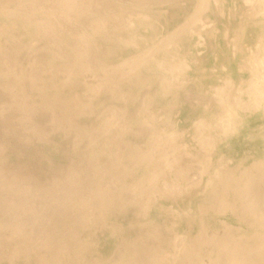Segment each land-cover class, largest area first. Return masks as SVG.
I'll use <instances>...</instances> for the list:
<instances>
[{"label":"rangeland","instance_id":"obj_1","mask_svg":"<svg viewBox=\"0 0 264 264\" xmlns=\"http://www.w3.org/2000/svg\"><path fill=\"white\" fill-rule=\"evenodd\" d=\"M9 1L10 2H8V0L7 1L4 0V1H2V3L0 1V3H1L0 4V8H3V10L0 9V11L1 10L5 11L4 8H5V6H7L6 4H8V7H7L8 9L6 8V10H9L12 6H15L14 3L20 2L22 4H30L29 7H27L28 5L25 6V5L20 4V10H18L19 8L17 9V12L19 14V18L16 19V21H14V23L15 22H16V24L18 23L20 28L17 27L16 30L14 29L15 33L12 30L13 34L11 35V37L14 36V34L15 35L16 34L19 35L21 32H22L21 34L23 35L27 29L35 28L36 27V21H35L36 19L37 20L38 19H40V20H46L47 19L46 21H48V24H51V25H52L54 20L56 22L57 21L56 19H59L57 22H60L62 25L56 23V24H58V26H57L56 24H54L55 23L54 22L53 25L49 28V29H51L50 31H42V34H41L42 36L39 35V37H44L42 39L39 38L40 41L42 40L41 41L42 43L41 42H38L39 44L35 43V46H32L33 48L30 47L31 46V43H30L31 41L27 40V41H24V43L22 42L23 43L22 45L19 44V47L16 45L18 48H16V46H15L14 48H12V49L9 48L6 51L0 50V168H1L0 169V201H1L0 202V214H1L0 215V221L3 218L2 219L3 222H0V230H1L0 236L7 235V237H8V239L5 238L6 236L4 237V239H2L3 237H1V239H0V240H2V241H0V243L2 242L0 244V247L3 246L2 248H0V264H36V263L37 264H41L42 261L45 262L44 264H56V263L62 261V258H63L64 261H66L68 256H69L68 260H71V261H67L66 263L64 261H62L60 263L61 264H64V263L65 264H67V263L68 264H72V262H73V264H82V263H84V264H88V263L89 264H121V262L125 261V262H123V264H125L126 261L127 262L129 261L130 262V263L128 262L129 264H131V262H133L132 264H137V263L141 264V261H140L141 258L138 260V256L141 255L142 253H143L141 255L142 258L145 255L147 257V255H150L149 253L152 254V253H155V252L157 253V251H161V250H158V248L159 247L161 248V246L163 247V250L166 249L167 251H169V250L172 249V244H173L172 242H174L176 237L178 238V236H180L181 234H184L185 232H188L191 236L198 237L202 233V231H205L204 230L205 223H207V224L216 223V222H218V219L220 221L221 219L223 220L224 218H226V217H224L221 214H216L215 215L214 214L215 213L214 210H215V208L218 207L216 205H219L221 203L220 201L222 200V198L225 197L226 195H228V193L230 192V188L233 189V187H230L229 184H227L225 186H222L221 188H209L208 190H206L203 185L196 186V187L195 186L194 187H190V188H192V189L194 188V189L192 190V189L189 188L190 190L188 189V191H186V193H184L185 195H183V193L182 194H178L179 197L177 196V194L174 195V196L173 195L171 196V194H169L168 195V199H164V198L163 199H159L161 197L158 196V198L156 200L154 199L158 203L155 202V201L153 202V200H152L153 198H151V200H149V201L145 199L147 196L150 197V193H152V190L155 189V187H156V189L162 190V191L163 190L164 191H168L170 189L171 190L174 189V190L181 191L176 186H174V185H176L173 182L174 178L173 179L171 178L172 180L168 181V182H166L168 179L166 180V178H165V179L162 180L163 182L161 181L159 183V185L154 184L155 182H153V181L147 183L148 185L144 184V182H143L144 178L148 177V176H146L147 175V169H146L147 165L146 164L150 163L151 160H152V158H150V157L147 158L146 155L143 156V153H144L145 150H146V153H147V151L149 150V147L153 144V143L150 144V142H149L150 140L147 139L148 137L150 139H151V137H153L151 139V142H153L152 140H154V142H155V133L152 134V132H151L152 129L150 127H148L149 129L147 130V127L145 125H143V124L141 125V124L138 123V121H140L142 117L147 115L146 113H145V115L143 114L145 112V110L143 111V108L141 106H142V102L144 100H147V99L153 97L152 94H154L155 91H157L159 89L158 85H160L162 83V80H163L164 77H163V73L155 71V67L156 66L154 64L151 65V66H148V67L142 66L139 69V71H136V69L134 67L135 64L131 65L132 69L129 70V71L128 70H123V71H118L117 72V71L113 70V67H115L117 64L121 63L124 60L130 59V58H133V57H137V56L138 57H142V55H144L149 48H154V47H156V45H159L161 43H162L161 45H163L164 40L166 42L168 40L169 43H166V46L164 47L163 50H157L155 52L156 54H155L154 58L157 60L156 62L161 63V61H164V62L167 61L171 65H174V66H177V64H184L185 68H187L188 65H189V67L187 69H185V71H184V75L186 76L185 79H186L187 83H185L183 85H177V86L175 85V86H173V88L170 89L171 90L170 91L171 94L174 92L172 95H173V97H175V99H169L170 102L168 101V106L165 108L164 112H169L170 111L169 113H166V115L170 116V114H172L173 120L175 122L178 121L179 125H181L180 126V128L182 129L181 131L186 133L185 136H184V140H189L191 135L187 132V130L191 131L192 130L191 127L194 126V124L196 123V120H198L203 115L207 114V109L206 108H208L209 110L212 109L213 111L216 110L217 108H215V107H217L216 104H217V100H218L217 98H219L218 95L219 96L222 95V94H220L221 91H222V93L223 92H225V93L227 92V88L224 87V85H225L224 82H225V76L227 74L228 68H231V67L235 66L234 67L235 69H236V67L239 69V66H241L242 63H243V59L245 58V60H244V62H245L246 59H248V57L250 56L249 53L251 51L255 50L254 52L255 53L257 52L259 46H257V47H255V46L257 45V43H258L257 41L258 40L257 39L255 40L252 37H253L254 33L257 30L258 31L260 30V27L264 28V19H263L264 18V13H263L264 10H262L263 8L260 6V4L255 2V0H252L251 2H247V0L246 1L245 0L244 1L243 0H236V1L233 0L234 4H233L232 0H209V1L208 0H195V1L194 0H162V1L161 0H148V4H144V1H146V0H133L134 1V2L132 1L133 3L131 2V0L130 1L129 0H124V1H122V0H113V1L116 2V5H117V7L115 9V6H116V5H114L115 3H113V1L110 0V2L112 1V3H111L112 9H113L111 11L112 14L110 13L109 10H107L108 8L106 10L105 9H93V10L89 11V13L88 12H86V13H76V12L69 13L67 11V8H65L66 12L69 13V14L65 13L66 17H65V15H63V18H62V16H59L61 18V20H60V18H58V17H55V19L50 17L48 10H44L43 8L41 9V7L38 6V5H41V3L38 4V0H24L26 3L23 0H9ZM34 1H37V3L34 2ZM156 1H158V3ZM140 2H142V4ZM159 2L162 3V4H159ZM185 2H186V4H185ZM203 2H205V3H203ZM228 2H229V4H227ZM117 3H119L120 5L117 4ZM123 3H126L127 8H122ZM149 4H151V5H149ZM193 4H194V6H192ZM222 4H223V6H222ZM1 5H2V7H1ZM207 5H209V7L210 6L211 7L208 8ZM238 5H239V7H238ZM36 6H37V8H35ZM119 6L122 8V10H120L121 8ZM124 6H125V4L123 5V7ZM32 7L34 8V11H33ZM234 7H235V10H234ZM26 8L27 9L29 8V9L26 10ZM207 8H208V10H207ZM231 8H232V10H231ZM260 8H262V9H260ZM125 9H126L127 13L124 12ZM170 9H172V10H170ZM252 9H254V10H252ZM100 10H102V11L99 12ZM114 10H115V12H114ZM117 10H118V14H117ZM168 10H170V11H168ZM190 10L191 11L193 10V12H190ZM248 10H250V11H248ZM93 11L95 13L97 12L96 15H95L96 19L94 18L95 16L93 14H95V13ZM106 11L109 14L108 16H110V15L113 16L114 14H115V16H118L119 15V11H120V16H118V19H116L115 16L113 18H111L110 23H109V28L108 29H104V30L101 29V30L97 31V33H94V35H95L94 36L93 33L91 34L92 29L90 28V26L98 18L102 17V12H103V16L106 15L107 14ZM128 11H130V12H128ZM19 12L20 13L22 12L23 14L21 15ZM255 12L257 13V15L255 14ZM27 13H29V14H27ZM90 13L93 15L92 17H91ZM222 13H223V15H222ZM259 13H262V15L259 14ZM77 14H78V16H77ZM98 14H99V16H98ZM128 14H130L132 16L137 15V14L148 15L149 16L148 18L150 19V23L152 22L151 26H150V23L147 22V18L141 17L140 19H138L141 23L136 24L133 29L132 28H129V29L123 28L125 26L126 22L131 17ZM67 15L68 16L71 15L70 18L73 17L72 20H74V21H72L70 18H68ZM124 15H125V18L123 17ZM201 15H203V16H201ZM194 16H195V19H194ZM74 17H75V19H74ZM80 17L83 18V19H81ZM126 17L128 18L127 20H126ZM0 18H2V16ZM50 18H51V20H50ZM78 18H80V19L78 20ZM122 18H124V19H122ZM205 18L206 19L208 18L212 22V24H214V25H211V22L208 21V19L206 20ZM214 18H215V20H214ZM251 18H252V20H251ZM255 18L256 19L258 18V19L256 20ZM119 19H120V22H119ZM176 19H178V21ZM203 19L205 21H203ZM25 20H27V21H25ZM62 20H63L64 23L62 22ZM115 20L116 21L118 20V23ZM179 20H182V21H179ZM183 20H185V21H183ZM49 21H50V23H49ZM51 21H52V23H51ZM202 21H203V24H206L207 26L204 25V27H203V25L201 23ZM12 22H13V20H12ZM87 22H88V24H87ZM206 22H210L211 27H210L209 23H206ZM79 23H81V24H79ZM179 23H181V24H179ZM249 23H251L252 25H250ZM54 25H55V27L57 26V28H55ZM59 25H61V26H59ZM65 25H69V29H68V26H66L68 31H66V29H64L65 31H63V29L60 28L62 26L65 27ZM71 25H72V27H70ZM79 25L80 26L84 25L82 30L80 29L82 27L79 28ZM162 25H164V26H162ZM184 26H185V28H183ZM224 26H225L226 29L224 28ZM162 27H164V29ZM53 28H54V30H53ZM88 28H89V30H88ZM235 28H236V30H234ZM247 28H249L251 32H249V29H247ZM76 29H78L79 31L76 32L75 31ZM227 29H228L229 32L227 31ZM230 29H232V31H235V32H232ZM55 30H56V33L52 34L53 32H55ZM105 30L106 31L109 30V31L106 32ZM162 30H163L164 33L161 32ZM59 31H63L65 33L62 32V34H61V32L59 33ZM84 31L88 32L87 34H89L90 36L89 35L87 36V34L81 36L80 33L83 34V33H85ZM110 31H112V32H110ZM16 32H18V33H16ZM46 32H47V34H46ZM99 32H101L103 34L102 35L100 34V36H99V34H98ZM135 32H139V34H137ZM202 32H203V35H201ZM224 32H225V34H224ZM58 33H59V35H58ZM69 33H71L73 35H71ZM166 33H168V34H166ZM216 33H217L218 36L216 35ZM65 34H66V36H65ZM67 34H69V35L67 36ZM116 34H118L122 38V42L123 43L124 42H126V43L123 44L119 40H114V39L111 40L112 39V37H111L112 35H115V37H117ZM211 34H214V35L212 36ZM245 34H246L247 37L245 36ZM105 35H106V37H105ZM128 35H130V36H128ZM224 35H227V36L225 37ZM237 35L238 36L240 35V36L238 37ZM135 36H138V37H135ZM89 37H90V39H89ZM184 37H185L186 41L183 40ZM199 37H201V38H199ZM202 37H204V39H202ZM212 37H213V39H212ZM231 37H232V39H231ZM1 38H2V36L0 35V39ZM97 38H98V41L95 40ZM129 38H131L133 40L134 44H132L129 41ZM207 38H209L208 41L212 40V41H210L211 43L207 41ZM43 39H44V41H43ZM194 39H195V41L197 40L196 43H195ZM236 39L238 40V42H237ZM247 39H249V40L247 41ZM3 40H4V38L1 39L0 41H3ZM48 40L56 41L57 45L60 42L61 43L60 46L61 47L64 46L69 52L74 51L76 49V48L74 49L75 46L78 49L79 46H81V45L83 46L86 43L84 45V48H86V52L88 53L90 51L89 53L94 54L92 56L93 59H91V60H96V59L99 60V61H104L105 60L104 62H107L109 64V68H111V69L108 72H111V71L112 72L111 73H106V74H108L110 77L108 75L104 74L105 72L103 73L101 71H96V70H93L89 75H88V73L83 74L81 77H78L77 79H73L72 77H69L68 75L66 76L64 71H63V73H61V71L65 67L64 65H66V63L63 62V60H65V59L62 58V59L58 60V58H56L55 62L59 61L60 63L56 62L57 64H55L53 58L52 57L50 58V56H52V54L55 57H57V56L54 55V53L52 51L47 50L44 47V44H46V41H48ZM77 40L79 41V43H78ZM94 40L96 41L95 43H97V45L93 44ZM107 40H109V41L107 42ZM254 40H255L256 43H254ZM80 41H81V43H80ZM99 41H100V43L98 44ZM111 41L112 42L114 41L117 44L115 45V43H112V45L110 47ZM145 41H147V42H145ZM151 41L152 42H157V43H152ZM201 41H203V42H201ZM68 42L71 43V44L73 42H75L74 43L75 46L74 45H72L73 47L69 46L70 44L68 45ZM135 42L137 43V45H135ZM226 42L229 43V44H227ZM230 42H231V44H230ZM1 43H0V45H1ZM87 43H88V45H87ZM237 43H239V44H237ZM36 44H37V46H36ZM101 44H102V46H101ZM103 44H105V46ZM119 44L121 45V47H123L122 49H124L125 47H128V48H125L124 50H122V49H120V47H119L120 45ZM39 45H43V47L39 46ZM67 45H68V47L70 49H68ZM147 45L149 46L148 48H147ZM169 45H171V47ZM233 45L235 47H233ZM240 45H241V48H240ZM132 46H134V47H132ZM187 46H189V47H187ZM230 46L233 47V48H231ZM246 46H248V47H246ZM101 47H104V48L101 49ZM129 47H130V49H129ZM229 47H230V49H229ZM30 48H32V50L35 48L36 51L34 50L35 52H32L31 50H29L30 51L29 52L28 49H30ZM113 48H114V50H113ZM235 48L237 49V52H236ZM248 48H249V51H246V49L248 50ZM104 49L106 50L107 53L105 52ZM115 49L117 50L118 54H117V52H114V51H116ZM211 49H212V51H211ZM225 49L227 51L229 50V52H228L229 54L227 53V51ZM238 49H239V51H238ZM38 50L41 53L40 52L37 53ZM94 50H95L96 53H93ZM99 50L101 52H99ZM145 50H146V52H145ZM234 50H235V52H234ZM1 51H2V53H1ZM84 51H85V49H84ZM109 51H111L113 53H111ZM127 51H129V52H127ZM9 52H10V55L8 56ZM102 52H104V53H102ZM131 52H133V53L131 54ZM231 52H233V54ZM27 53H29V54H27ZM30 53H31V55H30ZM33 53L36 56L35 58H37V60L39 59L38 63L34 62V64L36 63V64L41 66L42 63L43 64L45 63L44 62L45 60H46V63L44 65H48L47 62L49 63V65H50L51 62L52 63L54 62L53 63L54 64L53 65L54 69L53 68L52 69L55 70L54 72H56L57 74L54 75L53 71L51 69L49 70V68H51L52 66L51 67L49 66V68H45L44 69L43 64H42L43 67L41 66L43 69H42V71H40L39 68H38L40 66L37 67L36 64L35 65L33 64V59L36 61V59L33 58L34 57ZM201 53H203V54H201ZM225 53H226V55H225ZM240 53H242V54H240ZM2 54H5V55H2ZM26 54H27V56H26ZM103 54L106 57H104ZM102 55H103V57H102ZM115 55H117V56H115ZM180 55H181V58H179ZM216 55H219L220 57L216 56ZM227 55H229V56H227ZM31 56H33V57H31ZM235 56H237V57H235ZM42 57L43 58L46 57V58H44L45 60H42L43 59ZM126 57H128V58H126ZM221 57H223V58L221 59ZM27 58L29 60H27ZM49 58H50V61H49ZM118 58H119V60H118ZM116 59H117V61H116ZM216 59H218V61ZM230 59H232V60H230ZM61 61L64 64L62 63L63 65L60 67ZM223 61H224V63H223ZM30 62L33 65L30 64ZM65 62H66V60H65ZM237 62H238V65H237ZM115 63H117V64H115ZM226 63H229V64H226ZM164 64H166V63H164ZM218 65L220 67H218ZM35 67H37L36 69L39 70L41 73L39 71L35 70ZM30 68H32V69H30ZM209 68H212L211 70L213 71V69H214L215 71L212 72V71H210ZM34 70L36 71V73H33ZM57 70H59V71L57 72ZM206 70H207V72H206ZM202 71H204V72H202ZM119 72H120V74H119ZM127 72L128 73L129 72H132V73L136 72L135 73L136 75H135V77H134V74L129 76V77H127L128 80L127 79L126 80L123 79V80L119 81L118 79H122L123 77H125ZM244 72H240V74L238 75V80H243L247 76L248 77L245 80H248L250 78L249 73L246 72V71H244ZM102 73L105 75V77L108 76V78H111L109 83H108L109 85L106 84L104 88H102V89H100L98 91H94L91 88V86H93L94 84L98 83L102 78H105ZM195 73H196V76H197V78H196L197 81L195 79ZM140 74H142V75H140ZM198 74L200 75L199 76L200 78L198 77ZM213 74H214V76H213ZM148 75H151V76L149 77ZM120 76H122V77H120ZM190 76H192V77H190ZM208 76H209V78H208ZM243 76H244V78H243ZM117 77H119V78H117ZM130 77L133 78V79H130ZM139 77H141L140 80H139ZM220 78H222V79H220ZM37 79H38V81H37ZM68 79H70V81ZM91 79H92V81H91ZM51 80H52V82H51ZM113 81L114 82L116 81V83H114ZM90 82H92V83H90ZM93 82H95V83H93ZM110 82H112V83H110ZM32 83H34V84L32 85ZM89 84H91V85H89ZM192 84L194 86H192ZM199 84H201V85L203 84L204 86L202 85V87H201V85H199ZM207 84H209V86H207ZM67 85L70 86V88ZM198 85H199V87H197ZM41 86H45V87L43 88ZM55 86H57L58 89H56ZM83 86H84V88H83ZM118 86H119V88H118ZM186 86H187V88H186ZM53 87H54V89H52ZM76 87L79 89V91H78V89ZM88 87L90 89H88ZM55 89H56V91H55ZM104 89L106 90L105 93H104V91H102ZM174 89L175 90H179L181 92H179V94H178L177 93L178 91L175 92ZM186 89L188 90V92H187ZM214 89H218V91L217 90L215 91ZM53 90H54V92H53ZM71 90H73L74 93L71 92ZM190 91H192V93ZM55 92H57V93H55ZM117 92H118V94H117ZM63 93H64V95H62ZM129 93H130V95H127ZM27 96H29V97H27ZM100 96H101V98H100ZM142 96H143L144 99L142 98ZM96 97L98 99H96ZM159 97H161V96H159ZM159 97H156L155 100L159 99ZM99 98H100V101H99ZM106 98H109V99H106ZM145 98H147V99H145ZM184 98H187L189 100V102H188L187 99H184ZM202 98H204V100H202ZM139 99H141V100H139ZM205 99L206 100L208 99V100L206 101ZM61 100L66 102L68 106L64 102H61ZM133 101H134V103H133ZM140 101H142V102H140ZM195 101H198L199 103H197ZM187 102H188V104H187V109H186V104L185 103H187ZM60 103L61 104H65V105H59ZM96 103H98V105ZM137 103H138V105H137ZM189 103L191 105L190 108L188 106ZM202 103H203V106H205L206 108H204L201 105ZM95 104L97 105V107H96ZM105 104H107V105L105 106ZM114 104L116 106H114ZM175 104H177V105H175ZM139 105H140V107H139ZM199 105H201V106H199ZM211 106H213L214 108H212ZM83 107H87L88 108V109H85V110H87V112L84 110ZM137 107H139V108H137ZM154 107L156 109L160 108L158 106V104H153L147 110H150L151 108L155 109ZM175 108H176V112L174 111ZM55 109H58V110L54 111ZM72 109H74V111ZM178 109H179V112L177 111ZM188 109H189V111H190V109H192L191 112H189ZM193 109H196L197 111L195 110V112H194ZM112 110L113 111L117 110L116 112H118V110H119V113L121 111L122 115L121 114H119V115L117 114L118 116H116V118L111 123H107L104 120V118H106L111 112H113ZM122 110H123V112H122ZM171 110H173V111H171ZM82 112H84L83 115L85 114L86 116L84 115L81 118V116H82L81 113ZM171 112H173L174 114L171 113ZM188 112L190 113L189 116H188ZM192 112H194L195 114L192 113ZM196 112H197V115H196ZM141 114L144 115V116H142ZM194 116H195V121H193ZM130 117L133 119V121L131 120ZM135 117L136 118H140L141 117V118L137 120ZM187 117H189V118H187ZM262 117H264V113L263 112H254V114H251L250 117H249V120H248V125L245 127L246 128L245 132H249V134L250 133L252 134L253 130L256 127V124L254 125V123H257V121L262 119ZM161 118L164 121L163 120L160 121L158 123L159 125H157V127L155 126V128L158 129V130L161 129L160 127L164 128V127H167V125H168L167 124V121H168L167 117L163 116ZM71 119H72V121H71ZM181 119H183V120H181ZM185 119L188 120V121H185ZM100 120H102V121H100ZM70 121H71V123H70ZM117 121H118L117 124H118V127H119L120 130H118V129L116 130V128H117L116 122ZM134 121L137 122V123L135 124ZM184 121H185V123H184ZM189 121L190 122L192 121L191 125H189L190 124ZM45 122H46V124H45ZM86 123H87L88 126L86 125ZM96 123H97V125H96ZM104 123H107V124L105 125ZM102 124H104V127H101ZM120 124L121 125L123 124V126H121ZM129 124H130V126H129ZM162 124H163V126H162ZM185 124H187V126ZM188 125L190 127H188ZM95 126H98V127L95 128ZM111 126H112V129L115 128L114 131L110 130ZM182 126H185L186 130H185V128H182ZM248 126H250V127H248ZM86 127H88V128H86ZM136 127H138L139 129H135ZM101 128H103L104 130H101ZM126 128H127V130H126L127 132H123L122 130L125 131ZM141 128H143V130ZM105 129H107V130H105ZM134 129L137 130L136 133L138 135H136ZM76 130H78V131H76ZM90 130H91V132H90ZM145 130H147V131L145 132ZM140 131L141 132L144 131L143 132V136H141L142 133ZM153 131L156 132L155 129H153ZM100 132L102 134H104V135H102ZM111 132H113L114 134L111 133ZM108 133H111L109 135L110 136L112 135V136L111 137L108 136V138H105ZM118 133H119V136H118ZM122 133H125V135L122 134ZM130 133H131V135H130ZM146 133H148L149 135L152 134L153 136L152 135L151 136H147L148 134L146 135ZM46 134H48V135H46ZM120 134H121V136H120ZM139 134H140V136H139ZM145 135H146V137H145ZM85 136H86V138H85ZM97 136H100V138L98 139ZM115 136H117V137H115ZM122 136H123V138H122ZM132 136L134 138H136V140L133 139ZM103 137H104V140H103ZM110 138H113V139L111 141L109 140L110 141L109 142L107 139H110ZM114 140H115V142H114ZM146 140H149V141L144 142ZM133 141L135 143H133ZM137 143H139V145ZM143 143H144L145 147H146V145L149 146V147L148 148L146 147L147 148L146 149L145 147L142 146ZM225 144H226V142L221 143L218 146V150L215 151L211 155V158L212 157L216 158V159L220 158L219 154L221 155V150H222V148H224ZM136 145H138V146H136ZM113 146H114V148H116L118 150L112 149ZM139 147L140 148L143 147V151H142V148L140 149ZM127 148H128V150H127ZM130 148H132V149H130ZM119 149H121V150L119 151ZM112 150H113V152H112ZM134 150H135V152H134ZM107 151L109 153H107ZM115 151H117L118 154ZM124 151H125L126 154L124 153ZM201 151H202L201 149H198L197 152H199L201 154ZM110 152H112L113 155L110 154ZM138 152L141 153L142 155L141 154H137ZM114 154L117 155V158L115 157ZM118 155H120V156H118ZM234 157L237 158L238 156H236L234 154ZM146 158L148 160H150V161H148ZM112 159L119 161V163L121 161H123L124 162V163L122 162L123 164H126V163L127 164H126V166L124 165L125 168H123L122 163H121V166H120V164H115V163H118V162L116 161L114 163V161H112ZM131 159L133 160V162L131 161ZM135 159H137V160H135ZM141 161H142V163H141ZM143 162H144V164L146 166H143L144 165ZM111 163H114V164H111ZM133 163H135V164H133ZM155 163H157L155 165V167L156 166L157 167L156 168L153 167V168H155L156 171H157V169L158 170L159 169L162 170V167L164 165V164H162V160H160L158 162H154L153 165ZM234 163L236 164V162H234ZM128 164H131V165H128ZM112 165L113 166L115 165V167H113ZM141 165H142V167H141ZM160 165H161V168H160ZM232 165H233V163L231 164V166ZM150 167L152 168V165ZM150 167L148 166L147 168L149 169ZM115 168L119 169V173H117L118 172L117 171L116 173H114L115 174V176H114L113 173H109V172H110L111 169H113L112 171H114ZM132 168H133V170H132ZM187 168L188 169H186L185 172L177 173V176H181L182 179H184V177H186L189 180V184H192L193 182H195L199 178L198 173H197L198 170H199V167L193 161V166H192V164H190V166H188ZM106 169H109V170H107L108 173L106 172ZM129 169H131V171ZM155 169H151V170L155 171ZM102 171H104V172H102ZM127 171H128V174H130V175H131V173L133 174V172H134V175L128 176V178H127V176H125V175H128V174H125V173H127ZM252 173L257 175L260 172H258V171L256 172V170H255ZM70 174H72L73 177H71L72 175L69 176ZM78 174H79V178H78ZM121 174H124V175L121 176ZM207 174L204 175V178L208 177L209 174L211 175L210 172H209L208 176H207ZM93 175H94L95 178L92 177ZM95 175H97V177ZM98 175H100V176H98ZM106 175H108V176H106ZM117 175H119V176H117ZM160 176H163V174L160 173ZM66 177H68V178H66ZM103 177H104V179H103ZM72 178H73V180H72ZM90 178H92V179H90ZM119 178H121V179H119ZM118 179H119V181H118ZM89 180L92 183L95 180V184L96 183L97 184L96 185L92 184V183L89 182ZM141 180H142L143 183L141 182ZM133 181L135 183L134 185H133V183L131 184V182H133ZM261 181H263V182H261V183H259L257 185L258 190H256L254 192L256 194V195L254 194V196H258L259 194H261V192H264V184H263L264 183V174H263V176L261 178ZM75 182H77V186H79V185L80 186L77 187ZM83 182H85V183L89 182L90 184L89 183L84 184ZM138 182H140V184H138ZM60 183H62L63 187L61 186ZM78 183H79V185H78ZM98 185H100V188H101L100 190H101L102 194L99 193L100 190H97V188L99 187ZM130 185H133V186L137 185L138 186V190L136 188L137 186H135V188H136L135 189L134 187L130 188ZM96 186H98V187H96ZM128 186H129L128 189H131V192L126 188ZM226 186H229L230 188H228ZM64 187L65 188L67 187V189L71 188V190L65 191ZM72 187H73V189H72ZM80 187H83V188H81V190L77 189V188H80ZM102 188L104 190L107 189V191L103 190L104 191L103 192ZM124 188H126V192H128V193L125 192ZM261 188H262V191H261ZM88 189L91 191L90 193L92 195L89 193ZM91 189L93 191H96L95 192L96 194ZM132 189H135L136 192H133L134 190H132ZM213 189H218V191L217 190H213ZM63 190L65 192H68V194H71V195H68L69 197L66 196L65 198H63L65 196L64 192H62ZM75 190L78 192L77 195H76L77 192L74 193ZM109 191H111V193H109ZM189 191H191V192H189ZM84 192L88 193L87 196H90V198L93 196V193H94V196H95L94 198H96L95 200H97V203L96 202L93 203L91 200L94 201V198L92 197L91 200H90L89 197L84 195V194H86ZM105 192L107 193V196H105L106 195ZM115 192L117 194H115ZM187 192H189V193H187ZM225 192H226V195H225ZM108 193L111 195V196L109 195L110 197L108 196ZM120 193H122L123 195H121L119 197ZM101 195H103V196H101ZM182 195H183V197L181 198ZM42 196H43V198H42ZM47 196L52 201L51 200L46 201L47 200L46 198H48ZM170 196H171V198H169ZM176 196H177L178 201L176 199ZM44 197H46V198H44ZM58 197L60 198V200H61V197H62L63 201H65L63 206H65V204H67V205H71V203L74 204V205L72 204L73 206L71 205L72 206L71 207L72 213L70 212V207L68 206L69 209L67 208L68 210H66L67 211V212H65L66 214L64 213L66 215V217H65L64 214H62L64 216V219H62V220L60 219L61 214H60V216H58L59 220H61L63 222H65V220H67L66 219L67 216H68V219L71 220L70 217L73 216V214H76L74 212V210H77V212L80 210L79 208H76L77 205H76L75 201H78L77 204H79L81 202L85 206V208H84L83 205H82V207H83V209H82V207H80L81 203L78 205L82 209V210H80V212H82V213L80 214V212H79L75 216H73V218L74 219L77 218V220H74L72 218L73 221H71V222L69 221L70 223H68V226H70V227H67L69 230L66 228L67 224L66 225H61L60 224L61 225L60 227H59V225H56V223L57 224L61 223L59 220H57L58 218L56 219L57 215H59L58 213H60L62 211H65V210H62V208H60V210L56 209V208H59L58 207L59 205L57 206L56 203H55V206H54V204H52L53 202H55L56 198H57L56 200H59ZM80 197H82V199H80ZM106 197H107V199L110 198L112 201L109 200L106 203L105 202L107 200ZM163 197H167V196H163ZM40 198L42 199V201H43V199L44 200L46 199L45 200L46 204L44 203V205H43L41 203L42 202L41 200H40L41 202L38 201L39 203L38 202L35 203L36 200H38ZM66 198H68V199H66ZM77 198H79V199L77 200ZM74 199H76V200H74ZM120 199H123V200H120ZM128 199H129L130 203L127 202ZM134 199L137 202H135ZM198 199H199V201H198ZM206 199H208V200H206ZM71 200H74V202H71ZM179 200H180V203H179ZM49 201H50V203H49ZM82 201H84V202H82ZM88 201H90L92 203H89ZM123 201H124L125 204H123ZM56 202L59 204V202L62 203V200L59 201V202L58 201H56ZM67 202H71V203L68 204ZM141 202H143L142 203L143 205L142 204L141 205L142 206L146 205L148 207L149 211L147 210L146 206H144L143 209L142 208L140 209L139 206H141L140 205ZM37 204H39V205H37ZM89 204H91L92 206L91 205L87 206ZM93 204H95V206ZM98 204H101V205H98ZM104 204H106V206L108 205L107 206L108 209L105 207ZM198 204H200V206H198ZM51 205L54 207L53 210L60 211V212H56L57 215H55V213H54V215L56 217L54 215L50 216V214H49L52 211V210L50 211V209H52ZM103 205L105 207V210L103 209L104 208ZM119 205L122 206V208ZM60 206L62 207V204ZM99 206H102L103 208L101 207V210H100ZM114 206H115V208H114ZM125 206H127V207H125ZM128 206H132V207L129 210H127L129 208ZM212 206H214V207L212 208ZM43 207H44V209H43ZM89 207H93L94 210L93 209H88ZM166 207H168V208H166ZM177 207L180 208V209H178ZM41 208H42V210H41ZM65 208H66V206H65ZM109 208L110 209L113 208L114 210L118 209L117 212L121 211L120 212L121 214L118 213L120 216L117 214L116 211H114V213H113V211H112L113 209L110 210ZM119 208H121V210H119ZM15 209H17V210H15ZM63 209H64V207H63ZM106 209L110 210V212H107ZM123 209H125V212L127 210L128 214H125V212H122ZM172 209L173 210L175 209V212L177 211L178 213L176 214ZM83 210H85V212ZM142 210L143 211L147 210L148 213H147V211L143 213ZM185 210H187L188 212L185 211ZM36 211H37V213H36ZM100 211H101V214H100ZM103 211L107 212L106 213V216H108L107 219H106V216L102 218V216L105 215V213L104 214L102 213ZM68 212H70V213H68ZM136 212H137V214H140V218H138L139 216L137 217ZM95 213L96 214L98 213L99 217L97 216L98 214L96 215ZM141 213H143V214H141ZM180 213H183L184 216L182 214L179 216L178 214H180ZM22 214L24 215L23 219H22ZM44 214H45L46 217L48 215L50 216L49 219H51V221L48 219L49 216L47 217L48 220H46V218H45V220L47 222L48 221L50 222V223L48 222L49 223L48 224L49 227H48V225H45V224H47V222L44 220V217H43ZM46 214H48V215H46ZM69 214H71V215H69ZM113 214H115V215H113ZM147 214H148V216H147ZM167 214L169 216L171 214L172 215H171V217H169ZM175 214L178 215V216H174ZM51 215H52V213H51ZM77 215H79V217H76ZM82 215L84 217L88 218V219H84L83 220L82 218H84V217ZM135 215H136V219H135ZM63 216H61V217L63 218ZM80 216H81V218H80ZM91 216H93V218ZM114 216H115V220H114ZM53 217H54V219H52ZM94 217H96L98 220L94 219ZM165 217H166V219H165ZM202 217L203 218L205 217V219L202 220L201 219ZM78 218H79V220H78ZM20 219H22L24 221H22ZM90 219L92 220V222H91ZM169 219H170V222H168ZM211 219H213V220H211ZM36 220H38V222ZM53 220H54V222H55V220H57L59 222L56 221L54 223ZM42 221H44L45 224H44V222L42 223ZM88 221H90V223ZM103 221L106 223V229L107 230L105 229V227L103 225L104 224ZM115 221H117V222H115ZM128 221H130L131 225L130 224L127 225ZM202 221L205 222V223H202ZM52 222H53L54 226H56V227H54L52 225ZM76 222H78V224H81V226L79 225V227H81V228L83 227L82 230H81V228H78V226L71 227L72 226L71 223H74L75 225H78ZM142 222H143V224H141ZM144 222L146 224H144ZM186 222H189V223L186 225ZM27 223H30V224L28 225ZM101 223H103V224H101ZM136 223L137 224L139 223L141 225L140 226H139V224L136 225ZM147 223L148 224L152 223L150 225H152L153 227L148 225ZM20 224H23V225L20 226ZM26 224H27V226H25ZM42 224H44V226H42ZM183 224H184V226H183ZM16 225H19L21 227L20 228L21 236L19 234V226L17 227ZM91 225H93L95 228L91 227ZM102 225H103L104 228L102 227ZM118 225L120 227H118ZM143 225L144 226H148L150 228V230H149L148 227H145L146 228V232H145V229L144 230L143 229L140 230L141 226H143ZM8 226H10L11 228H13V226L15 228H18V229L14 228L15 229V230L13 229L14 231H12L11 228L10 229H11L12 233L18 234L19 237L16 236L15 234H14L15 237L10 236L9 235V234H11L10 230L7 231V229H9ZM38 226L42 227V228H46L47 231L45 229H44L45 231L42 230V228L40 229ZM63 226H65V228H66V229H64V231L63 230H59V229H55V228L63 229ZM107 226H109V227H107ZM113 226L115 228H113ZM126 226H127V228H126ZM128 226H130V228ZM52 227H54V228L52 229ZM50 229H52V232H51ZM54 229L56 231L55 233H53ZM83 229H84L85 233L83 232ZM97 229H98V231H97ZM117 229H119V230L121 229V230L119 231ZM58 230H59V232H57ZM67 230L69 231V233L67 232ZM86 230H87V232H86ZM17 231H18V233H16ZM36 231H38L37 233H39V231H42L41 232L42 234L41 233H39V234H41L43 236L40 235L41 238L39 236H37L36 235ZM70 231H71V234H70ZM91 231L92 232H96V234H93ZM106 231H108V232H106ZM111 231H112L113 235H110V234H112ZM125 231H127V233ZM148 231L150 233V236H148L149 235ZM46 232L48 233V235H47ZM65 232H67V233L65 234ZM156 232H157V234H155ZM74 233H77L78 235L80 233H82L83 236L80 234V236L78 237L77 241H76V239L73 240V238L70 239V237H72V236H74V237L78 236L77 234L75 236ZM86 233H87V235H85ZM152 233H153V235H151ZM25 234H27L28 236L25 235ZM34 234H35V236H37L36 237L37 240H35V241L36 242L38 241L39 244L36 243L33 239H32V241H30L31 240L30 236L32 235L31 237H33ZM89 234H90V236H93L94 238L97 237V238L93 239L92 237L89 236ZM146 234H148V235H146ZM11 235H13V234H11ZM59 235H60V237L58 238ZM67 235H68V237H67ZM106 235L109 236V237L107 238ZM44 236H46L48 240ZM48 236H49V238H48ZM65 236L67 237L66 239H69V240L66 241L65 240ZM115 236H118V237H115ZM153 236H154V238H153ZM174 236H176V237L173 240ZM25 237H27V238H25ZM54 237L56 238V240H54V242L56 244L53 243V240H51V239H54ZM142 237H144V238H142ZM149 237H150V240L153 241V243H152L153 245L150 244L151 243L150 240H149L150 243L147 242L148 241L147 238H149ZM165 237H167V239ZM169 237H171L173 241H170L171 238L169 239ZM24 238H25L26 241L24 240ZM91 238H92V242L94 240L93 245H95V241L98 239L96 241L98 244L96 243V245H95L97 247V249L95 248V246H94V248H91V247H93V245H91V243H90L91 242L90 241ZM133 238L135 240H133ZM140 238L143 239L144 241H142ZM21 239H23V241ZM62 239L64 241H61ZM81 239L84 240V242L86 244L89 243L91 246L89 247V244L85 246L84 243H82L83 241ZM157 239L160 240L161 242L158 241ZM162 239H164V240H162ZM42 240L43 241L45 240V241L41 243L40 241H42ZM33 241L35 242L34 245L31 244V246L29 247L28 243H30V242L33 243ZM48 241H49V243H48ZM68 241L71 242V243L69 242V244L71 245L69 247L73 248L74 251H72L73 249L66 247L67 244H68ZM124 241H126V242H124ZM129 241L132 242V243H130ZM134 241H135V243H134ZM139 241H140V243H139ZM8 242L11 244L10 246L7 244ZM21 242H23V243H21ZM45 242H47V243H45ZM127 242H129V243H127ZM143 242H145L146 244L149 243L152 247L151 246L147 247V245H145V248H147V249H144L143 252H142L141 249L144 248L142 246H144V244H145ZM163 242H165V243H163ZM52 243H53V246L55 244L54 247H51ZM58 243L60 245H57ZM61 243H64L65 245L63 246ZM123 243L124 244L126 243L125 246L123 245ZM36 244H38V246ZM41 244L43 246H41ZM44 244L46 245V247H44L45 246ZM79 244L80 245L83 244V245L82 246H78ZM114 244H115V246H114ZM121 245H123L124 247L121 246ZM127 245L128 246L131 245V246L128 247ZM137 245H140V247H139L140 249H138ZM40 246H41L40 249L44 248L45 250H43V249L42 250H40V249L38 250V248H35V247H40ZM56 246H58V247H56ZM166 246H167V248H165ZM16 247H18V248H16ZM47 247L49 248V250L46 249ZM61 247L62 248L64 247V249H62ZM83 247L84 248L86 247V248L84 249ZM87 247L89 249H87ZM149 247H150V249H149ZM154 247H155V249H154ZM31 248L34 251H31L32 250ZM79 248H80V250H82V251H80V254L78 253ZM128 248H130V250ZM152 248H153L154 251L155 250H157V251L154 252L152 250ZM35 249H36V253L37 254L35 253ZM51 249H52V251H50ZM94 249H95V252H94ZM126 249H127V252H126ZM131 250L133 252H131ZM137 250H138V252L140 254L138 252L137 253L134 252V251H137ZM53 251H54V253H53ZM151 251H153V252H151ZM87 252H90L93 255H91L90 253H87ZM144 252L145 253L149 252V253L145 254ZM199 252H196L195 254L191 253L192 256L190 255L191 257H188V260L185 261L186 264L187 263H189V264H193V263L195 264L196 263L197 264V262L199 261V257H205V254L203 255V253H199ZM20 253H23V254H20ZM68 253H69V255H68ZM127 253H129V254L127 255ZM162 253L164 254V252H162ZM45 254H46V256H45ZM47 254H50V256L51 255L52 256L50 257ZM53 254H54V256H53ZM64 254H67L66 258L64 257ZM75 254H77V255H75ZM83 254H85L84 257L86 259L83 258ZM87 254H90L89 258H88V256H86ZM123 254L127 255V257H126V255H124V257H126V260L122 256ZM36 255H37V257H36ZM70 255H73V256L71 257ZM130 255H133L134 259L136 257L137 258V259H135L136 261H134L133 257L130 256ZM58 256H60L61 258L59 257L60 258L59 259ZM94 256L96 258H94ZM131 257H132V261H131ZM150 257L148 256L146 258L147 260L149 259L148 260L149 262H150ZM38 258H39V262L40 263H38ZM57 258L60 261L56 262ZM90 258H91V261H92V258L95 259V260H93L92 263H91V261H89ZM120 258H122V260ZM40 260H42V261H40ZM108 260H110V261H108ZM144 260L145 259L143 258L142 264H146L147 261H144ZM143 261L145 263H143ZM134 262H137V263H134ZM149 262H148V264H150ZM60 263H58V264H60Z\"/></svg>","mask_w":264,"mask_h":264},{"label":"bare ground","instance_id":"obj_2","mask_svg":"<svg viewBox=\"0 0 264 264\" xmlns=\"http://www.w3.org/2000/svg\"><path fill=\"white\" fill-rule=\"evenodd\" d=\"M1 1V3H2V1H4V0H0ZM5 1H7V0H5ZM24 1V0H23ZM113 1V0H112ZM112 1L110 2V0H38V4H40L41 3V5H38V6H40L41 7V9L43 8L44 10H48L49 11V15H50V17H52L53 19H55V17H58V18H60L59 16H62V18H63V15H65V13L66 14H69V13H72V12H76V13H86V12H88L89 13V11H91V10H93V9H107V10H109L110 11V13H111V11L113 10L112 9V5H111V3H112ZM122 1H124V0H122ZM130 1V0H129ZM133 0H131V2H132ZM162 1V0H161ZM195 1V0H194ZM209 1V0H208ZM233 1V0H232ZM236 1V0H235ZM244 1V0H243ZM246 1V0H245ZM252 0H247V2H251ZM8 2H10L9 0H8ZM25 2V1H24ZM23 2V3H24ZM34 2H36L37 3V1H34ZM134 2V1H133ZM132 2V3H133ZM139 2V1H138ZM157 3H158V1H156ZM155 2V3H156ZM167 2V1H166ZM207 2V1H206ZM255 2H257V3H259L260 4V6L263 8H260V9H262V10H264V0H255ZM0 3V4H1ZM26 3V2H25ZM113 3H115L114 5H116V2L115 1H113ZM141 4H142V2H140ZM150 3V2H149ZM179 3V2H178ZM203 3H205V2H203ZM15 4V6H12L9 10H6V8L8 7V4H6L7 6H5V11H2L3 10V8H0V9H2L1 11H0V17L2 16V18H0V35L2 36V38L1 39H3L4 38V40L3 41H0V43H1V45H0V50H3V51H6V50H8L9 48H14L16 45L19 47V44H23L24 43V41H27V40H29V41H31L30 43H31V46L30 47H32V46H35V43H37V44H39L38 42H41L40 40H39V38H44V37H39V35H41L42 34V31H50L51 29H49L52 25H53V23L55 22V20L53 21V23H52V21H51V23H52V25L51 24H48V21H46V20H40V19H36L35 21H36V27L35 28H33V29H27L26 31H25V33L22 35L21 33L18 35V34H14V36H12L11 37V35L13 34L12 32L14 31V29L16 30L17 29V27H19V25H18V23L16 24V22L14 23V21H16V19H18L19 18V14H18V12H17V9L18 10H20V4H22V3H20V2H18V3H14ZM117 4H119V3H117ZM125 4V6H126V3H123V5ZM135 4V3H134ZM138 4V3H137ZM144 4H148V0H146V1H144ZM159 4H162V3H160L159 2ZM185 4H186V2H185ZM184 4V5H185ZM202 4V3H201ZM227 4H229V2L227 3ZM233 4H234V1H233ZM244 4V3H243ZM253 4V3H252ZM22 5H28L27 7H29L30 6V4H22ZM120 5V4H119ZM123 5H122V8H127V6L125 7H123ZM133 5V4H132ZM149 5H151V4H149ZM148 5V6H149ZM157 5V4H156ZM198 5V4H197ZM220 5V4H219ZM241 5V4H240ZM249 5V4H248ZM144 6V5H143ZM142 6V7H143ZM159 6V5H158ZM169 6V5H168ZM186 6V5H185ZM192 6H194V4L192 5ZM208 6V8H210L209 7V5H207ZM222 6H223V4H222ZM243 6V5H242ZM1 7H2V5H1ZM4 7V6H3ZM116 7H117V5L115 6V9H116ZM120 7V6H119ZM118 7V8H119ZM152 7V6H151ZM170 7V6H169ZM238 7H239V5H238ZM35 8H37V6L35 7ZM65 8H67V11L69 12V13H67L66 12V9ZM121 8V7H120ZM119 8V9H120ZM122 8L120 9V10H122ZM133 8V7H132ZM139 8V7H138ZM145 8V7H144ZM155 8V7H154ZM164 8V7H163ZM188 8V7H187ZM199 8V7H198ZM208 8H207V10H208ZM8 9V8H7ZM29 9V8H28ZM27 8H26V10H28ZM32 9H33V11H34V8L32 7ZM130 9V8H129ZM174 9V8H173ZM185 9V8H184ZM229 9V8H228ZM240 9V8H239ZM104 10V11H105ZM170 10H172V9H170ZM170 10H168V11H170ZM187 10V9H186ZM206 10V9H205ZM222 10V9H221ZM231 10H232V8H231ZM234 10H235V7H234ZM252 10H254V9H252ZM102 10H100L99 12H101ZM188 11V10H187ZM213 11V10H212ZM248 11H250V10H248ZM259 11V10H258ZM32 12V11H31ZM94 12V11H93ZM92 12V13H93ZM107 12V11H106ZM114 12H115V10H114ZM113 12V13H114ZM124 12H126V9H125V11ZM128 12H130V11H128ZM189 12V11H188ZM190 12H193V10L191 11L190 10ZM20 13V12H19ZM95 13V12H94ZM97 13V12H96ZM96 13L95 14H93L94 16L96 15ZM105 13V12H104ZM127 13V12H126ZM204 13V12H203ZM248 13V12H247ZM263 13H264V11H263ZM21 15L23 14L22 12L20 13ZM27 14H29V13H27ZM91 14V13H90ZM112 14V13H111ZM117 14H118V10H117ZM211 14V13H210ZM255 14L257 15V13L255 12ZM259 14H261L262 15V13H259ZM258 14V15H259ZM73 15V14H72ZM89 15V14H88ZM92 14H91V17L93 16ZM109 14H108V12H107V14L106 15H104L103 16V12H102V17H100V18H98L94 23H92V25L90 26V28L92 29V32H91V34L93 33V35H94V33H97V31H99V30H104V29H108L109 28V23H110V20H111V18H113L114 16H115V14L112 16V15H110V16H108ZM128 15H130V14H128ZM159 15V14H158ZM212 15V14H211ZM214 15V14H213ZM222 15H223V13H222ZM71 16V15H70ZM70 16H68L67 15V17L68 18H70ZM77 16H78V14H77ZM76 16V17H77ZM90 16V15H89ZM98 16H99V14H98ZM118 16H120V11H119V15ZM118 16H115L116 17V19H118ZM131 17H130V19L126 22V24H125V26L123 27V28H125V29H129V28H134V26L136 25V24H139V23H141L138 19H140L141 17H143V18H147V22H149L150 23V19L148 18L149 16L148 15H140V14H137V15H134V16H132V15H130ZM146 16V17H145ZM191 16V15H190ZM199 16V15H198ZM201 16H203V15H201ZM65 17H66V15H65ZM124 18H125V15L123 16ZM159 17V16H158ZM182 17V16H181ZM241 17V16H240ZM255 17V16H254ZM73 18V17H72ZM72 18H70L71 20H72ZM81 18V17H80ZM80 18H78V20L80 19ZM89 18V17H88ZM95 19H96V16L94 17ZM124 18H122V19H124ZM160 18V17H159ZM197 18V17H196ZM220 18V17H219ZM229 18V17H228ZM253 18V17H252ZM252 18H251V20H252ZM6 19V20H5ZM26 19V18H25ZM74 19H75V17H74ZM81 19H83V18H81ZM128 18L126 17V20H127ZM181 19V18H180ZM193 19V18H192ZM194 19H195V16H194ZM193 19V20H194ZM206 19V18H205ZM208 19V18H207ZM206 19V20H207ZM256 19V18H255ZM258 19V18H257ZM256 19V20H257ZM264 19V18H263ZM11 20V21H10ZM12 20H13V22H12ZM40 20V21H39ZM50 20H51V18H50ZM57 21L59 20V19H56ZM60 20H61V18H60ZM65 20V19H64ZM69 20V19H68ZM70 20V21H71ZM86 20V19H85ZM161 20V19H160ZM177 21H178V19H176ZM192 20V21H193ZM214 20H215V18H214ZM25 21H27V20H25ZM55 22L54 24H56V23H58V24H61L60 22ZM72 21H74V20H72ZM116 21V20H115ZM123 21V20H122ZM155 21V20H154ZM166 21V20H165ZM179 21H182V20H179ZM183 21H185V20H183ZM203 21H205L204 19H203ZM203 21L201 22L202 23V25H203V27H204V25H206V24H203ZM208 21H210L209 19H208ZM243 21V20H242ZM248 21V20H247ZM250 21V20H249ZM260 21V20H259ZM62 22H63V20H62ZM86 22V21H85ZM84 22V23H85ZM89 22V21H88ZM88 22H87V24H88ZM112 22V21H111ZM117 23H118V20L116 21ZM119 22H120V19H119ZM158 22V21H157ZM211 22V21H210ZM210 22H206V23H209V25H210ZM219 22V21H218ZM49 23H50V21H49ZM64 23V22H63ZM114 23V22H113ZM152 23V22H151ZM151 23H150V26H151ZM167 23V22H166ZM185 23V22H184ZM188 23V22H187ZM58 24H56L57 26H58ZM66 24V23H65ZM79 24H81V23H79ZM159 24V23H158ZM179 24H181V23H179ZM218 24V23H217ZM216 24V25H217ZM250 25H252L251 23H249ZM35 25V24H34ZM62 25V24H61ZM61 25H59V26H61ZM64 25V24H63ZM154 25V24H153ZM189 25V24H188ZM200 25V24H199ZM211 25H214V24H212V22H211ZM211 25H210V27H211ZM234 25V24H233ZM237 25V24H236ZM261 25V24H260ZM57 26L55 27V25H54V27L55 28H57ZM66 26H68V29H69V25H65V27L64 26H62V27H60L61 29H63V31H65L64 29H66V31H68V29H67V27ZM84 26V25H83ZM83 26H80L79 25V28L80 27H82V28H80L81 30L83 29ZM141 26V25H140ZM162 26H164V25H162ZM173 26V25H172ZM198 26V25H197ZM201 26V25H200ZM207 26V25H206ZM259 26V25H258ZM70 27H72V25L70 26ZM122 27V26H121ZM158 27V26H157ZM192 27V26H191ZM199 27V26H198ZM202 27V26H201ZM202 27V28H203ZM237 27V26H236ZM256 27V26H255ZM20 28V27H19ZM23 28V27H22ZM59 28V27H58ZM78 28V29H79ZM163 29H164V27H162ZM183 28H185V26L183 27ZM214 28V27H213ZM218 28V27H217ZM224 28H225V26H224ZM242 28V27H241ZM257 28V27H256ZM47 29V30H46ZM60 29V30H61ZM74 29V28H73ZM78 29H76L75 31L76 32H78L79 30ZM86 29V28H85ZM182 29V28H181ZM206 29V28H205ZM226 29V28H225ZM243 29V28H242ZM247 29H249V28H247ZM252 29V28H251ZM13 30V31H12ZM53 30H54V28H53ZM87 30V29H86ZM85 30V31H86ZM88 30H89V28H88ZM148 30V29H147ZM210 30V29H209ZM231 31H232V29H230ZM234 30H236V28L234 29ZM18 31V30H17ZM63 31H59V33L61 32V34H62V32ZM71 31V30H70ZM84 31V32H85ZM94 31V32H93ZM106 31V30H105ZM107 31H109V30H107ZM106 31V32H107ZM138 31V30H137ZM177 31V30H176ZM175 31V32H176ZM192 31V30H191ZM206 31V30H205ZM214 31V30H213ZM217 31V30H216ZM215 31V32H216ZM227 31H228V29H227ZM52 32V31H51ZM90 32V31H89ZM110 32H112V31H110ZM143 32V31H142ZM149 32V31H148ZM161 32H163V30L161 31ZM178 32V31H177ZM190 32V31H189ZM204 32V31H203ZM203 32H202V34L201 35H203ZM219 32V31H218ZM229 32V31H228ZM232 32H235V31H232ZM249 32H251L250 31V29H249ZM248 32V33H249ZM14 33H15V31H14ZM16 33H18V32H16ZM56 33V30H55V32H53L52 34H55ZM59 33H58V35H59ZM63 33H65V32H63ZM68 33V32H67ZM88 32H85V33H83V34H81L80 33V35L81 36H83V35H86ZM135 33H137V34H139V32H135ZM164 33V32H163ZM170 33V32H169ZM196 33V32H195ZM220 33V32H219ZM46 34H47V32H46ZM60 34V35H61ZM69 34H71V33H69ZM69 34H67V36L69 35ZM99 34V36H100V34L102 35L103 33H101V32H99L98 33ZM114 34V33H113ZM134 34V33H133ZM166 34H168V33H166ZM177 34V33H176ZM194 34V33H193ZM207 34V33H206ZM224 34H225V32H224ZM231 34V33H230ZM234 34V33H233ZM247 34V33H246ZM246 34H245V36H246ZM18 35V36H17ZM71 35H73V34H71ZM89 34H87V36H88ZM117 35V37H115V35H112L111 37H112V39L111 40H119L120 42H122V38L118 35V34H116ZM160 35V34H159ZM212 36L214 35V34H211ZM216 35H217V33H216ZM222 35V34H221ZM243 35V34H242ZM248 35V34H247ZM42 36V35H41ZM65 36H66V34H65ZM90 36V35H89ZM95 36V35H94ZM104 36V35H103ZM128 36H130V35H128ZM163 36V35H162ZM218 36V35H217ZM225 37L227 36V35H224ZM223 36V37H224ZM235 36V35H234ZM238 36V35H237ZM240 36V35H239ZM238 36V37H239ZM59 37V36H58ZM62 37V36H61ZM85 37V36H84ZM105 37H106V35H105ZM127 37V36H126ZM135 37H138V36H135ZM194 37V36H193ZM211 37V36H210ZM215 37V36H214ZM220 37V36H219ZM222 37V36H221ZM247 37V36H246ZM60 38V37H59ZM83 38V37H82ZM87 38V37H86ZM92 38V37H91ZM141 38V37H140ZM158 38V37H157ZM171 38V37H170ZM169 38V39H170ZM199 38H201V37H199ZM198 38V39H199ZM252 38H254L255 40L257 39L258 41V43H257V45L255 46V47H257V46H259L258 47V50H257V52L255 53L254 51L255 50H253V51H251L249 54H250V56L248 57V59H246V61L244 62V60H245V58L243 59V63H242V65L241 66H239V69L236 67V69L234 68V67H231V68H228V70H227V74H226V76H225V82H224V87L225 88H227V92L225 93V92H223L222 93V91H221V93L220 94H222L221 96H219L218 95V97L219 98H217L218 100H217V104H216V106L217 107H215V108H217L216 110H212V109H208V108H206L205 106H203V103L201 104L204 108H206L207 109V114H205V115H203L202 117H200L198 120H196V123L194 124V126L193 127H191L192 128V132L191 131H188L187 130V132L191 135L190 136V139L189 140H184V136H185V134L186 133H184V132H182L181 130V128H180V126L181 125H179V122L177 121V122H175L174 120H173V118H172V114H170V116H167L166 115V113H169V112H164V110H165V108L168 106V101H169V99H175V97H173V93L171 94L170 93V89L171 88H173V86H177V85H183V84H185V83H187V81H186V79H185V75H184V71H185V69H187L188 67H189V65H188V67L187 68H185L184 67V64H177V66H174V65H171L169 62H167V61H161V63H159V62H156L157 60L154 58V56H155V52L157 51V50H163L164 49V47L166 46V43H169V41L167 40V42L164 40V43H163V45H161V44H159V45H156V47H154V48H149L148 50H147V52H146V50H145V54L144 55H142V57H133V58H130V59H127V60H124V61H122L121 63H119V64H117V63H115V64H117L115 67H113V70L114 71H123V70H131L132 69V66L131 65H134L135 64V69H136V71H139V69L142 67V66H146V67H148V66H151V65H155L156 67H155V71L156 72H161V73H163V80H162V83L160 84V85H158L159 86V89L157 90V91H155V93L154 94H152V98H149V99H147V98H145V99H147V100H144L143 102L142 101H140V102H142V108H143V111L145 110V112L143 113L144 115H145V113L147 114L146 116H144V115H142V116H144V117H140L141 118V120L140 121H138V123L139 124H143V125H145L146 127H147V130L149 129L148 127H150L152 130H151V132H152V134L153 133H155V142H154V140H152L153 142H151V139L153 138V137H151V139L148 137L147 139H149V140H146V141H144V142H147V141H149L150 142V144L151 143H153L150 147L149 146H147L146 145V147L148 148L149 147V150L147 151V153H146V150L144 151V153H143V156H147V158L148 157H150V158H152V160H151V162L150 163H148V164H146L147 165V167L149 166H151L152 165V168L150 167L149 169L146 167V169H147V175L146 176H148L147 178H144V184H147V183H149V182H151V181H153V182H155L154 184H156V185H159V183L163 180V179H165L166 178V182H168V181H171L173 178H174V184H176V185H174V186H176L178 189H180L181 191H179V190H174V189H170V190H168V191H162V190H158V189H156V187H155V189H153L152 190V193H150V197L149 196H147L145 199L146 200H151V198H153L152 200H153V202L158 198V196L159 197H161V198H159V199H168V195L169 194H171V196L173 195H176L177 194V196H178V194H182L183 193V195H185L184 193H186V191H188V189L190 188V187H196V186H200V185H203L204 186V188L206 189V190H208L209 188H221L222 186H225V185H227V184H229V186L230 187H233V189L232 188H230L229 186H226V187H228V188H230V192L228 193V195H226V192H225V197H223L222 198V200L220 201L221 203L219 204V205H216V206H218L217 208H215V210H214V214L216 215V214H221V215H223L224 217H226V218H224L222 221L220 220L219 221V219H218V222H216V223H210V224H207V223H205V222H203L202 221V223H205V228H204V230L205 231H202V233L198 236V237H193V236H191L188 232H185L184 234H179L180 236H178V238L176 237V236H174L173 237V240H174V238L176 237V239H175V241L174 242H172L173 244H172V249L171 250H169V251H167L165 248H167V246L164 248L165 250H163V247L161 246V248L159 247L158 248V250H161V251H157V250H155V251H157V253L153 250V248H152V250L155 252V253H149L150 255H147V257L149 256H151L150 257V262L146 259L147 257H146V255L145 256H143V258L145 259L144 261H147L146 262V264H148V262L150 263V264H186V262L185 261H187L188 260V257H191L192 255H191V253H196V252H199V253H203V255L205 254V257H199V261L197 262V264H264V192H261V194H257L258 196H254V192L256 191V190H258V187H257V185L259 184V183H261V182H263V181H261V178H262V176H263V174H264V117H262V119H260V120H258L257 121V123H254V125L256 124V127H255V129L253 130V133L251 134H249V132H245V130H246V126L248 125V120H249V117H250V115L251 114H254V112H263L264 113V28H262V27H260V30L258 31H256L255 33H254V35H253V37ZM0 39V40H1ZM56 39V38H55ZM61 39V38H60ZM66 39V38H65ZM84 39V38H83ZM89 39H90V37H89ZM93 39V38H92ZM161 39V38H160ZM193 39V38H192ZM197 39V38H196ZM202 39H204V37H202ZM201 39V40H202ZM208 39L209 38H207V41H208ZM212 39H213V37H212ZM218 39V38H217ZM221 39V38H220ZM231 39H232V37H231ZM234 39V38H233ZM243 39V38H242ZM39 40V41H38ZM68 40V39H67ZM79 40V39H78ZM77 40V41H78ZM95 40H97L98 41V38L97 39H95ZM94 40V43L93 44H96L97 45V43H95L96 41ZM100 40V39H99ZM135 40V39H134ZM138 40V39H137ZM150 40V39H149ZM159 40V39H158ZM157 40V41H158ZM163 40V39H162ZM183 40L184 41H186V39H185V37L183 38ZM182 40V41H183ZM237 40V39H236ZM241 40V39H240ZM244 40V39H243ZM249 39H247V41H248ZM255 40H254V43H256L255 42ZM43 41H44V39H43ZM109 40H107V42H108ZM129 41L132 43V44H134V42H133V40L131 39V38H129ZM140 41V40H139ZM155 41V40H154ZM194 41H195V39H194ZM193 41V42H194ZM200 41V40H199ZM204 41V40H203ZM203 41H201V42H203ZM210 41H212V40H210ZM210 41H208V42H210ZM214 41V40H213ZM23 42V43H22ZM91 42V41H90ZM145 42H147V41H145ZM152 42V41H151ZM159 42V41H158ZM162 42V41H161ZM197 42V40L195 41V43ZM237 42H238V40H237ZM42 43V42H41ZM45 43V42H44ZM74 43L75 42H73L72 44L71 43H69L68 42V45L69 46H72V45H74ZM78 43H79V41H78ZM80 43H81V41H80ZM100 43V41L98 42V44ZM112 43H115L114 41L112 42L111 41V43H110V47H111V45H112ZM123 43V42H122ZM121 43V44H122ZM126 42H124L123 44H125ZM129 43V42H128ZM140 43V42H139ZM152 43H157V42H152ZM211 43V42H210ZM223 43V42H222ZM227 43V42H226ZM248 43V42H247ZM252 43V42H251ZM37 44H36V46H37ZM67 44V43H66ZM86 44V43H85ZM84 44V45H85ZM117 43H115V45H116ZM219 44V43H218ZM227 44H229V43H227ZM230 44H231V42H230ZM237 44H239V43H237ZM20 45V46H21ZM25 45V44H24ZM59 46L61 45V43L59 42V44H58ZM57 44H56V41H54V40H48V41H46V44H44V47L47 49V50H50V51H52L53 53H54V55H56L57 57H55V56H53V54H52V56H50V58L52 57L53 58V60H54V62H55V60H56V58H58V60L59 59H65L66 60V62H65V60H63V62L64 63H66V65H64L65 67L63 68V70L61 71V73H63V71L65 72V75L67 76H69V77H72L73 79H77L78 77H81L83 74H86V73H88V75L93 71V70H96V71H101V72H105L104 74H106V73H111V72H108V71H110V69L111 68H109V64L107 63V62H104V61H99V60H91V59H93L92 58V56L94 55V54H92V53H87L86 52V48H84V45L81 47V46H79V48L77 49V47L75 46L74 47V49L76 50H74V51H71V52H69L64 46H58ZM68 45H67V47H68ZM87 45H88V43H87ZM104 46H105V44H103ZM120 45V44H119ZM127 45V44H126ZM135 45H137V43L135 42ZM149 45V44H148ZM147 45V48L149 47ZM154 45V44H153ZM161 45V46H160ZM172 45V44H171ZM171 45H169L170 47H171ZM189 45V44H188ZM224 45V44H223ZM245 45V44H244ZM243 45V46H244ZM16 46V48H18ZM39 46H42L43 47V45H39ZM101 46H102V44H101ZM129 46V45H128ZM152 46V45H151ZM182 46V45H181ZM191 46V45H190ZM200 46V45H199ZM41 47V48H42ZM73 47V46H72ZM98 47V46H97ZM120 47V49H122L123 47H121V45L119 46ZM132 47H134V46H132ZM179 47V46H178ZM187 47H189V46H187ZM196 47V46H195ZM231 47V46H230ZM230 47H229V49H230ZM233 47H235L234 45H233ZM233 47H231V48H233ZM246 47H248V46H246ZM28 48V47H27ZM26 48V49H27ZM33 48V47H32ZM32 48H30V49H28V51L29 50H31L32 52H35L36 50H35V48L32 50ZM38 48V47H37ZM91 48V47H90ZM102 48H104V47H101V49ZM108 48V47H107ZM115 48V47H114ZM114 48H113V50H114ZM117 48V47H116ZM125 48H128V47H125ZM124 48V49H125ZM180 48V47H179ZM212 48V47H211ZM214 48V47H213ZM237 48V47H236ZM235 48V49H236ZM240 48H241V45H240ZM44 49V48H43ZM42 49V50H43ZM68 49H70L69 47H68ZM84 49H85V51H84ZM124 49H122V50H124ZM129 49H130V47H129ZM146 49V48H145ZM188 49V48H187ZM186 49V50H187ZM35 50V51H34ZM105 50V49H104ZM109 50V49H108ZM112 50V51H113ZM116 50V49H115ZM135 50V49H134ZM224 50V49H223ZM226 50V49H225ZM22 51V50H21ZM27 51V52H28ZM131 51V50H130ZM143 51V50H142ZM197 51V50H196ZM211 51H212V49H211ZM227 51V50H226ZM232 51V50H231ZM238 51H239V49H238ZM246 51H249V48H248V50L246 49ZM25 52V51H24ZM30 52V51H29ZM40 51L38 50V52L37 53H39ZM92 52V51H91ZM99 52H101L100 50H99ZM105 52H106V50H105ZM109 52H111V51H109ZM114 52H117V50L116 51H114ZM127 52H129V51H127ZM144 52V51H143ZM172 52V51H171ZM190 52V51H189ZM192 52V51H191ZM219 52V51H218ZM222 52V51H221ZM229 52V50L227 51V53ZM234 52H235V50H234ZM236 52H237V49H236ZM1 53H2V51H1ZM5 53V52H4ZM13 53V52H12ZM21 53V52H20ZM36 53V54H37ZM41 53V52H40ZM93 53H96L95 52V50L93 51ZM102 53H104V52H102ZM107 53V52H106ZM111 53H113V52H111ZM133 52H131V54H132ZM161 53V52H160ZM164 53V52H163ZM186 53V52H185ZM213 53V52H212ZM220 53V52H219ZM232 54H233V52H231ZM8 54V53H7ZM27 54H29V53H27ZM27 54H26V56H27ZM34 54V53H33ZM100 54V53H99ZM98 54V55H99ZM116 54V53H115ZM117 54H118V52H117ZM130 54V55H131ZM187 54V53H186ZM201 54H203V53H201ZM214 54V53H213ZM216 54V53H215ZM229 54V53H228ZM240 54H242V53H240ZM245 54V53H244ZM2 55H5V54H2ZM10 55V52H9V54H8V56ZM30 55H31V53H30ZM43 55V54H42ZM50 55V54H49ZM97 55V54H96ZM104 55V54H103ZM103 55H102V57H103ZM108 55V54H107ZM114 55V54H113ZM136 55V54H135ZM141 55V54H140ZM200 55V54H199ZM205 55V54H204ZM203 55V56H204ZM224 55V54H223ZM222 55V56H223ZM225 55H226V53H225ZM235 55V54H234ZM233 55V56H234ZM24 56V55H23ZM25 56V57H26ZM34 56V57H33ZM33 56H31V57H33V58H35L36 56H35V54L33 55ZM39 56V55H38ZM37 56V57H38ZM115 56H117V55H115ZM169 56V55H168ZM188 56V55H187ZM216 56H219V55H216ZM227 56H229V55H227ZM30 57V56H29ZM28 57V58H29ZM48 57V56H47ZM101 57V58H102ZM104 57H106L105 55H104ZM112 57V56H111ZM176 57V56H175ZM212 57V56H211ZM220 57V56H219ZM232 57V56H231ZM235 57H237V56H235ZM244 57V56H243ZM27 58V60H29ZM43 58V57H42ZM44 58H46V57H44ZM42 59V60H45V59ZM50 58H49V61H50ZM100 58V59H101ZM126 58H128V57H126ZM179 58H181V55H180V57ZM206 58V57H205ZM223 57H221V59H222ZM234 58V57H233ZM232 58V59H233ZM31 59V58H30ZM36 59V61L33 59V64H34V62H36V63H38V60H37V58H35ZM123 59V58H122ZM188 59V58H187ZM219 59V58H218ZM218 59H216L217 61H218ZM232 59H230V60H232ZM17 60V59H16ZM118 60H119V58H118ZM52 61V60H51ZM116 61H117V59H116ZM185 61V60H184ZM41 62V61H40ZM45 63H46V60L44 61ZM53 62V63H54ZM57 63L59 62V61H56ZM55 62V64H57ZM62 61H61V65H60V67L64 64ZM207 62V61H206ZM216 62V61H215ZM222 62V61H221ZM230 62V61H229ZM233 62V61H232ZM242 62V61H241ZM35 63V64H36ZM44 63V64H45ZM52 62L50 63V65H49V63L47 62V64L48 65H44L43 63V66H44V69L45 68H49V66L51 67V68H49V70L51 69L52 71H53V73H54V75L55 74H57L56 72H54L55 70H53L54 68V64H53ZM60 63V62H59ZM63 63V64H62ZM164 63H166V64H164ZM173 63V62H172ZM182 63V62H181ZM185 63V62H184ZM208 63V62H207ZM223 63H224V61H223ZM236 63V62H235ZM30 64H32L31 62H30ZM32 64V65H33ZM34 64V65H35ZM41 64V63H40ZM42 64H41V66H42ZM112 64V63H111ZM214 64V63H213ZM212 64V65H213ZM226 64H229V63H226ZM18 65V64H17ZM37 65V67L38 66H40V65H38V64H36ZM206 65V64H205ZM231 65V64H230ZM237 65H238V62H237ZM38 67L39 68V70L40 71H42V67ZM232 66V65H231ZM5 67V66H4ZM31 67V66H30ZM37 67H35V70H37L36 68ZM205 67V66H204ZM214 67V66H213ZM218 67H220L219 65H218ZM241 67V68H240ZM34 68V67H33ZM53 68V69H52ZM194 68V67H193ZM30 69H32V68H30ZM150 69V68H149ZM204 69V68H203ZM210 69V71H212L211 69L212 68H209ZM224 69V68H223ZM34 70V72L33 73H36V71ZM39 70H37V71H39ZM31 71V70H30ZM33 71V70H32ZM39 71V72H40ZM48 71V70H47ZM59 70H57V72H58ZM113 71V72H114ZM205 71V70H204ZM204 71H202V72H204ZM209 71V72H210ZM213 71H215L214 69H213ZM212 71V72H213ZM244 71H246V72H248L249 73V75H250V78L248 79V80H245V79H243V80H238V75L240 74V72H244ZM44 72V71H43ZM51 72V71H50ZM142 72V71H141ZM144 72V71H143ZM206 72H207V70H206ZM220 72V71H219ZM27 73V72H26ZM31 73V72H30ZM41 73V72H40ZM46 73V72H45ZM102 73V74H103ZM136 72H134V73H132V72H127V74L125 75V77H123L122 79H118L119 81L120 80H123V79H127L128 80V78L127 77H129V76H131V75H133L134 74V77H135V74ZM147 73V72H146ZM149 73V72H148ZM152 73V72H151ZM150 73V74H151ZM245 73V72H244ZM25 74V73H24ZM23 74V75H24ZM39 74V73H38ZM103 74V75H104ZM116 74V73H115ZM119 74H120V72H119ZM156 74V73H155ZM158 74V73H157ZM193 74V73H192ZM35 75V74H34ZM53 75V76H54ZM106 75H108V74H106ZM140 75H142V74H140ZM247 75V74H246ZM109 76V75H108ZM108 76L107 77H105V75H104V77L105 78H102L98 83H96V84H94L93 86H91V88L94 90V91H98V90H100V89H102V88H104L105 87V85L106 84H108L109 83V81H110V79L111 78H108ZM149 77L151 76V75H148ZM200 75L198 74V77H199ZM204 76V75H203ZM207 76V75H206ZM213 76H214V74H213ZM216 76V75H215ZM222 76V75H221ZM224 76V75H223ZM13 77V76H12ZM32 77V76H31ZM68 77V78H69ZM110 77V76H109ZM114 77V76H113ZM120 77H122V76H120ZM160 77V76H159ZM190 77H192V76H190ZM220 77V76H219ZM117 78H119V77H117ZM140 78L141 77H139V80H140ZM197 78V76H196V73H195V79ZM200 78V77H199ZM208 78H209V76H208ZM211 78V77H210ZM217 78V77H216ZM215 78V79H216ZM243 78H244V76H243ZM4 79V78H3ZM54 79V78H53ZM130 79H133V78H131L130 77ZM161 79V78H160ZM203 79V78H202ZM220 79H222V78H220ZM44 80V79H43ZM55 80V79H54ZM65 80V79H64ZM69 81H70V79H68ZM79 80V79H78ZM37 81H38V79H37ZM50 81V80H49ZM90 81V80H89ZM91 81H92V79H91ZM196 81H197V79H196ZM219 81V80H218ZM40 82V81H39ZM38 82V83H39ZM51 82H52V80H51ZM72 82V81H71ZM114 82V81H113ZM118 82V81H117ZM133 82V81H132ZM189 82V81H188ZM37 83V82H36ZM44 83V82H43ZM61 83V82H60ZM69 83V82H68ZM90 83H92V82H90ZM93 83H95V82H93ZM110 83H112V82H110ZM114 83H116V81L114 82ZM122 83V82H121ZM127 83V82H126ZM138 83V82H137ZM192 83V82H191ZM202 83V82H201ZM219 83V82H218ZM223 83V82H222ZM34 83H32V85H33ZM139 84V83H138ZM158 84V83H157ZM194 84V83H193ZM192 84V86H194ZM31 85V84H30ZM31 85V86H32ZM38 85V84H37ZM51 85V84H50ZM71 85V84H70ZM89 85H91V84H89ZM88 85V86H89ZM109 85V84H108ZM107 85V86H108ZM133 85V84H132ZM135 85V84H134ZM190 85V84H189ZM188 85V86H189ZM197 85V84H196ZM195 85V86H196ZM199 85H201V84H199ZM199 85L197 86V87H199ZM203 85V84H202ZM202 85H201V87H202ZM206 85V84H205ZM211 85V84H210ZM216 85V84H215ZM35 86V85H34ZM68 86V85H67ZM85 86V85H84ZM84 86H83V88H84ZM204 86V85H203ZM207 86H209V84H207ZM41 87H45V86H41ZM56 87V89H58V87L57 86H55ZM69 88H70V86H68ZM135 87V86H134ZM223 87V88H224ZM42 88V89H43ZM74 88V87H73ZM77 88V87H76ZM118 88H119V86H118ZM132 88V87H131ZM180 88V87H179ZM186 88H187V86H186ZM52 89H54V87L52 88ZM56 89H55V91H56ZM78 89V88H77ZM88 89H90L89 87H88ZM117 89V88H116ZM123 89V88H122ZM139 89V88H138ZM194 89V88H193ZM207 89V88H206ZM76 90V89H75ZM110 90V89H109ZM147 90V89H146ZM149 90V89H148ZM175 90V89H174ZM187 90V89H186ZM208 90V89H207ZM215 91L217 90L218 91V89H214ZM225 90V89H224ZM70 91V90H69ZM77 91V90H76ZM78 91H79V89H78ZM77 91V92H78ZM102 91H104V93H105V89L104 90H102ZM120 91V90H119ZM176 91H178L177 93L179 94V92H181V91H179V90H175V92ZM198 91V90H197ZM210 91V90H209ZM49 92V91H48ZM51 92V91H50ZM53 92H54V90H53ZM61 92V91H60ZM71 92H73L74 93V91L73 90H71ZM121 92V91H120ZM143 92V91H142ZM187 92H188V90H187ZM191 93H192V91H190ZM220 92V91H219ZM55 93H57V92H55ZM81 93V92H80ZM92 93V92H91ZM99 93V92H98ZM102 93V92H101ZM131 93V92H130ZM130 93L129 94H127V95H130ZM184 93V92H183ZM186 93V92H185ZM60 94V93H59ZM79 94V93H78ZM77 94V95H78ZM117 94H118V92H117ZM116 94V95H117ZM121 94V93H120ZM123 94V93H122ZM134 94V93H133ZM141 94V93H140ZM139 94V95H140ZM55 95V94H54ZM58 95V94H57ZM62 95H64V93L62 94ZM84 95V94H83ZM102 95V94H101ZM132 95V94H131ZM148 95V94H147ZM176 95V94H175ZM206 95V94H205ZM18 96V95H17ZM76 96V95H75ZM74 96V97H75ZM87 96V95H86ZM119 96V95H118ZM146 96V95H145ZM144 96V97H145ZM159 96H161V97H159ZM27 97H29V96H27ZM32 97V96H31ZM34 97V96H33ZM77 97V96H76ZM85 97V96H84ZM120 97V96H119ZM124 97V96H123ZM132 97V96H131ZM141 97V96H140ZM147 97V96H146ZM156 97H159V99H157V100H155V98ZM194 97V96H193ZM100 98H101V96H100ZM100 98H99V101H100ZM110 98V97H109ZM109 98H106V99H109ZM112 98V97H111ZM142 98H143V96H142ZM141 98V99H142ZM200 98V97H199ZM96 99H98L97 97H96ZM141 99H139V100H141ZM144 99V98H143ZM184 99H187V98H184ZM125 100V99H124ZM188 100V99H187ZM186 100V101H187ZM202 100H204V98H202ZM206 100V99H205ZM208 100V99H207ZM206 100V101H207ZM178 101V100H177ZM192 101V100H191ZM42 102V101H41ZM61 102H64V101H62L61 100ZM170 102V101H169ZM188 102H189V100H188ZM188 102L187 103H185L186 104V109H187V104H188ZM195 102H197V103H199L198 101H195ZM39 103V102H38ZM66 105H67V103L66 102H64ZM99 103V102H98ZM98 103H96L97 105H98ZM133 103H134V101H133ZM177 103V102H176ZM65 104H59V105H65ZM95 104V105H96ZM100 104V103H99ZM129 104V103H128ZM127 104V105H128ZM141 104V103H140ZM153 104H158V106L160 107L159 109H156L155 107V109H153V108H151L150 110H147L148 108H150ZM192 104V103H191ZM195 104V103H194ZM210 104V103H209ZM87 105V104H86ZM97 105H96V107H97ZM107 104H105V106H106ZM113 105V104H112ZM137 105H138V103H137ZM136 105V106H137ZM175 105H177V104H175ZM201 105H199V106H201ZM68 106V105H67ZM88 106V105H87ZM114 106H116L115 104H114ZM120 106V105H119ZM189 108H190V103H189ZM118 107V106H117ZM139 107H140V105H139ZM139 107H137V108H139ZM171 107V106H170ZM174 107V106H173ZM172 107V108H173ZM198 107V106H197ZM196 107V108H197ZM212 108H214L213 106H211ZM51 108V107H50ZM84 108V110L85 109H88L87 107H83ZM93 108V107H92ZM95 108V107H94ZM119 108V107H118ZM125 108V107H124ZM129 108V107H128ZM185 108V107H184ZM201 108V107H200ZM66 109V108H65ZM64 109V110H65ZM70 109V108H69ZM120 109V108H119ZM203 109V108H202ZM51 110V109H50ZM53 110V109H52ZM56 110H58V109H55L54 111H56ZM73 111H74V109H72ZM76 110V109H75ZM83 110V111H84ZM121 110V109H120ZM191 110L192 109H190V111H189V109H188V111L189 112H191ZM195 110L196 109H193V111L195 112ZM69 111V110H68ZM82 111V110H81ZM86 112H87V110H85ZM113 111V110H112ZM117 111V110H116ZM116 111H113V112H109L110 114L106 117V118H104V120L107 122V123H111L115 118H116V116H118L119 114H121V111H120V113H119V110H118V112H116ZM128 111V110H127ZM141 111V110H140ZM171 111H173V110H171ZM174 111L176 112V108L174 109ZM178 112H179V109L177 110ZM197 111V110H196ZM78 112V111H77ZM103 112V111H102ZM107 112V111H106ZM122 112H123V110H122ZM188 112V116H189V113ZM194 112H192V113H194ZM63 113V112H62ZM83 113L84 112H82L81 114H82V116H81V118L85 115H83ZM126 113V112H125ZM171 113H173V112H171ZM77 114V113H76ZM87 114V113H86ZM118 114V115H117ZM124 114V113H123ZM139 114V113H138ZM174 114V113H173ZM177 114V113H176ZM179 114V113H178ZM195 114V113H194ZM95 115V114H94ZM103 115V114H102ZM122 115V114H121ZM126 115V114H125ZM135 115V114H134ZM196 115H197V112H196ZM86 116V115H85ZM99 116V115H98ZM128 116V115H127ZM139 116V115H138ZM137 116V117H138ZM163 116H166L167 117V127H164V128H162V127H160L161 129L160 130H158V129H156L155 128V126L157 127V125H159L158 123L160 122V121H162L163 119L161 118V117H163ZM186 116V115H185ZM70 117V116H69ZM78 117V116H77ZM103 117V116H102ZM197 117V116H196ZM257 117V116H256ZM255 117V118H256ZM57 118V117H56ZM91 118V117H90ZM124 118V117H123ZM128 118V117H127ZM131 118V117H130ZM136 118V117H135ZM140 118H136L137 120L138 119H140ZM165 118V117H164ZM187 118H189V117H187ZM192 118V117H191ZM53 119V118H52ZM73 119V118H72ZM72 119H71V121H72ZM126 119V118H125ZM129 119V118H128ZM175 119V118H174ZM254 119V118H253ZM56 120V119H55ZM74 120V119H73ZM82 120V119H81ZM91 120V119H90ZM118 120V119H117ZM131 120L133 121V119L131 118ZM135 120V119H134ZM177 120V119H176ZM181 120H183V119H181ZM53 121V120H52ZM71 121H70V123H71ZM100 121H102V120H100ZM116 121V120H115ZM121 121V120H120ZM164 121V120H163ZM185 121H188V120H186L185 119ZM185 121H184V123H185ZM193 121H195V116H194V119H193ZM124 122V121H123ZM135 122V121H134ZM169 122V123H168ZM183 122V121H182ZM192 122V121H191ZM191 122L189 121V125H191ZM90 123V122H89ZM102 123V122H101ZM107 123H104L105 125L107 124ZM118 123V121L116 122V124ZM137 122H135V124H136ZM164 123V122H163ZM188 123V122H187ZM45 124H46V122H45ZM68 124V123H67ZM104 124H102L101 125V127H104ZM114 124V123H113ZM115 124V125H116ZM74 125V124H73ZM86 125H87V123H86ZM96 125H97V123H96ZM121 125V124H120ZM186 126H187V124H185ZM188 125V127H190ZM253 125V124H252ZM88 126V125H87ZM114 126V125H113ZM117 126V128H116V130L118 129V130H120L119 129V127H118V124L116 125ZM121 126H123V124L121 125ZM127 126V125H126ZM129 126H130V124H129ZM162 126H163V124H162ZM68 127V126H67ZM98 126H95V128H97ZM110 127V126H109ZM108 127V128H109ZM145 127V128H146ZM248 127H250V126H248ZM254 127V126H253ZM86 128H88V127H86ZM115 128L114 129H112V126H111V128H110V130H115ZM121 128V127H120ZM125 128V127H124ZM182 128H185V126H182ZM99 129V128H98ZM132 129V128H131ZM135 129H139L138 127H136ZM134 129V130H135ZM142 130H143V128H141ZM153 129H155V131L156 132H154L153 131ZM101 130H104L103 128H101ZM100 130V131H101ZM105 130H107V129H105ZM109 130V129H108ZM127 130V128L125 129V131L124 130H122L123 132H127L126 131ZM147 130H145V132L147 131ZM158 130V131H157ZM185 130H186V128H185ZM34 131V130H33ZM37 131V130H36ZM68 131V130H67ZM72 131V130H71ZM76 131H78V130H76ZM139 131V130H138ZM88 132V131H87ZM90 132H91V130H90ZM116 132V131H115ZM137 132V130H135V133ZM141 132V131H140ZM143 132L144 131H142L141 133H142V135L141 136H143ZM149 132V131H148ZM77 133V132H76ZM75 133V134H76ZM101 133V132H100ZM111 133H113V132H111ZM111 133H108L107 135H106V137L105 138H108V136H110L109 134H111ZM121 133V132H120ZM134 133V132H133ZM36 134V133H35ZM98 134V133H97ZM102 134V133H101ZM114 134V133H113ZM122 134H124L125 135V133H122ZM148 133H146V135H147ZM152 134H148L147 136H151ZM37 135V134H36ZM45 135V134H44ZM46 135H48V134H46ZM69 135V134H68ZM73 135V134H72ZM100 135V134H99ZM102 135H104V134H102ZM130 135H131V133H130ZM136 135H138L137 133H136ZM146 135H145V137H146ZM194 135V136H193ZM96 136V135H95ZM101 136V135H100ZM100 136H97V138L99 139L100 138ZM112 136V135H111ZM110 136V137H111ZM118 136H119V133H118ZM120 136H121V134H120ZM129 136V135H128ZM139 136H140V134H139ZM153 136V135H152ZM188 136V135H187ZM186 136V137H187ZM68 137V136H67ZM115 137H117V136H115ZM131 137V136H130ZM85 138H86V136H85ZM84 138V139H85ZM96 138V139H97ZM122 138H123V136H122ZM132 138L133 139H135L136 140V138H134L133 136H132ZM131 138V139H132ZM64 139V138H63ZM113 138H110V139H107L108 141L110 140H112ZM130 139V138H129ZM75 140V139H74ZM103 140H104V137H103ZM102 140V141H103ZM120 140V139H119ZM65 141V140H64ZM77 141V140H76ZM109 141V142H110ZM131 141V140H130ZM72 142V141H71ZM114 142H115V140H114ZM129 142V141H128ZM224 142H226V144H225V146H224V148H222V150H221V155L219 154V156H220V158H218V159H216V158H211V155L215 152V151H217L218 150V146L221 144V143H224ZM121 143V142H120ZM133 143H135L134 141H133ZM141 143V142H140ZM116 144V143H115ZM138 145H139V143H137ZM142 144V143H141ZM149 144V145H150ZM138 145H136V146H138ZM89 146V145H88ZM92 146V145H91ZM90 146V147H91ZM115 146V145H114ZM114 146H113V148L112 149H116V148H114ZM143 147H145L144 146V143H143V145H142ZM81 147V146H80ZM111 147V146H110ZM143 147H141L142 148V151H143ZM145 147V148H146ZM136 148V147H135ZM140 148V147H139ZM140 148V149H141ZM146 148V149H147ZM201 149L202 151H201V154L199 153V152H197L198 151V149ZM106 149V148H105ZM130 149H132V148H130ZM116 150H118V149H116ZM121 149H119V151H120ZM127 150H128V148H127ZM66 152V151H65ZM112 152H113V150H112ZM112 152H110V154H112L113 155V153ZM116 153H117V151H115ZM122 152V151H121ZM120 152V153H121ZM134 152H135V150H134ZM197 152V153H196ZM72 153V152H71ZM107 153H109L108 151H107ZM115 153V154H116ZM124 153H125V151H124ZM128 153V152H127ZM133 153V152H132ZM195 153V154H194ZM217 153V152H216ZM114 154V155H115ZM118 154V153H117ZM126 154V153H125ZM137 154H141V153H137ZM234 154L236 155V156H238L237 158L236 157H234ZM109 155V154H108ZM124 155V154H123ZM142 155V154H141ZM118 156H120V155H118ZM127 156V155H126ZM77 157V156H76ZM108 157V156H107ZM115 157L117 158V155H115ZM114 157V158H115ZM113 158V157H112ZM123 158V157H122ZM143 158V157H142ZM146 158V159H147ZM144 159V158H143ZM128 160V159H127ZM135 160H137V159H135ZM140 160V159H139ZM148 160V159H147ZM160 160H162V164H164L163 165V167H162V170L161 169H157V171H156V167H155V165L157 164V163H155L154 165H153V163L154 162H158V161H160ZM112 161H114V163L117 161V160H113L112 159ZM131 161L133 162V160L131 159ZM148 161H150V160H148ZM193 161H194V163L199 167V170H198V176H199V178L195 181V182H193L192 184H189V180L186 178V177H184V179H182V177L181 176H177V173H181V172H185V170L186 169H188L187 167L188 166H190V164H192V166H193ZM118 163H115V164H120V166H121V163L123 162V161H121L120 163H119V161H117ZM129 162V161H128ZM135 162V161H134ZM138 162V161H137ZM234 162H236V164L234 163ZM114 163H111V164H114ZM124 163V162H123ZM122 163V166H123V168H125L124 167V165L126 166V164H123ZM136 163V162H135ZM135 163H133V164H135ZM139 163V162H138ZM141 163H142V161H141ZM233 163V165L231 166V164ZM110 164V165H111ZM143 164H144V162H143ZM142 164V165H143ZM161 164V163H160ZM161 164V165H162ZM128 165H131V164H128ZM142 165H141V167H142ZM145 164L143 165V166H146ZM161 165H160V168H161ZM9 166V165H8ZM113 166V165H112ZM111 166V167H112ZM119 166V167H120ZM113 167H115V165L113 166ZM112 167V168H113ZM118 167V166H117ZM153 167H155V168H153ZM19 168V167H18ZM159 168V167H158ZM1 169V168H0ZM76 169V168H75ZM118 169V168H117ZM116 168L114 169V171H112L113 169H111L110 170V172L109 173H116L117 171V173H119V169L117 170ZM136 169V168H135ZM145 169V168H144ZM151 169H155V171H153V170H151ZM100 170V169H99ZM107 170H109V169H106V172H107ZM122 170V169H121ZM127 170V169H126ZM130 171H131V169H129ZM132 170H133V168H132ZM140 170V169H139ZM138 170V171H139ZM256 170V172L258 171V172H260V173H256L257 175H255L254 173H252L253 171H255ZM112 171V172H111ZM263 171V172H262ZM102 172H104V171H102ZM105 172V173H106ZM141 172V171H140ZM209 172L211 173V175L209 174ZM104 173V174H105ZM108 173V172H107ZM106 173V174H107ZM160 173L161 174H163V176H160ZM209 174V176H208V174ZM97 174V173H96ZM125 174H128V171H127V173H125ZM207 174V176L208 177H205L204 178V175H206ZM72 174H70L69 176H71ZM111 175V174H110ZM109 175V176H110ZM122 175H124V174H121V176ZM132 175H134V172H133V174L131 173V175L130 174H128V175H125V176H127V178H128V176H132ZM182 175V174H181ZM67 176V175H66ZM75 176V175H74ZM96 177H97V175H95ZM98 176H100V175H98ZM106 176H108V175H106ZM113 176V175H112ZM114 176H115V174H114ZM117 176H119V175H117ZM143 176V175H142ZM145 176V177H146ZM71 177H73V175L71 176ZM70 177V178H71ZM92 177H94V175L92 176ZM63 178V177H62ZM66 178H68V177H66ZM75 178V177H74ZM77 178V177H76ZM78 178H79V174H78ZM95 178V177H94ZM93 178V179H94ZM133 178V177H132ZM131 178V179H132ZM172 178V179H171ZM90 179H92V178H90ZM103 179H104V177H103ZM119 179H121V178H119ZM119 179H118V181H119ZM136 179V178H135ZM72 180H73V178H72ZM78 180V179H77ZM137 180V179H136ZM143 180V179H142ZM142 180H141V182H142ZM155 180V181H154ZM75 181V180H74ZM93 181V180H92ZM115 181V180H114ZM130 181V180H129ZM132 181V180H131ZM146 181V182H145ZM79 182V181H78ZM89 182H90V180H89ZM89 182H83L84 184H87V183H89ZM122 182V181H121ZM142 182V183H143ZM163 182V181H162ZM172 182V183H173ZM72 183V182H71ZM74 183V182H73ZM90 183H92V182H90ZM89 183V184H90ZM106 183V182H105ZM120 183V182H119ZM133 183V185L135 184L134 183V181L133 182H131V184ZM171 183V182H170ZM61 184V186L63 187V185H62V183H60ZM75 184H76V186H77V182H75ZM81 184V183H80ZM92 184H95V180H94V182L92 183ZM97 184V183H96ZM95 184V185H96ZM102 184V183H101ZM100 184V185H101ZM138 184H140V182H138ZM137 184V185H138ZM264 184V183H263ZM67 185V184H66ZM65 185V186H66ZM78 185H79V183H78ZM100 185H98V186H96V187H98L97 188V190H100L101 188H100ZM133 185H130V188H135V186H137V185H135V186H133ZM148 185V184H147ZM60 186V187H61ZM80 186V185H79ZM79 186H77V187H79ZM83 186V185H82ZM140 186V185H139ZM144 186V185H143ZM4 187V186H3ZM31 187V186H30ZM235 187V188H234ZM26 188V187H25ZM65 188V187H64ZM63 188V189H64ZM81 188H83V187H80V188H77V189H80L81 190ZM127 189L129 188V186L128 187H126ZM126 188H124L125 189V192H126ZM137 188V190H138V186L136 187ZM135 188V189H136ZM72 189H73V187H72ZM135 189H132V190H134L133 192H136L135 191ZM190 189H192V188H190ZM189 189V190H190ZM194 189V188H193ZM192 189V190H193ZM232 189V190H231ZM65 191H68V190H71V188L69 189H67V187L64 189ZM62 191V192H64V194H65V196L63 197V198H65L66 196H68V195H71V194H68V192H65V191ZM89 190V189H88ZM92 190V189H91ZM104 189L102 188V191H103ZM112 190V189H111ZM114 190V189H113ZM130 192H131V189H128ZM191 190V191H192ZM197 190V189H196ZM213 190H217L218 191V189H213ZM212 190V191H213ZM93 191V190H92ZM104 191H107V189L106 190H104ZM103 191V192H104ZM124 191V190H123ZM191 191H189V192H191ZM222 191V190H221ZM261 191H262V188H261ZM33 192V191H32ZM73 192V191H72ZM71 192V193H72ZM77 191L75 190V192L74 193H76ZM88 192V191H87ZM91 191L89 190V193H90ZM94 193L96 192V191H93ZM121 192V191H120ZM189 192H187V193H189ZM228 192V191H227ZM260 192V191H259ZM258 192V193H259ZM84 193H86V192H84ZM94 193H93V198L95 197L94 196ZM99 193L100 194H102L101 193V190L99 191ZM106 193V192H105ZM109 193H111V191H109ZM108 193V196L110 195ZM126 193H128V192H126ZM44 194V193H43ZM63 194V193H62ZM73 194V193H72ZM78 194V192L76 193V195ZM91 194V193H90ZM96 194V193H95ZM115 194H117L116 192H115ZM198 194V193H197ZM215 194V193H214ZM75 195V196H76ZM81 195V194H80ZM84 195H88V193H86V194H84ZM92 195V194H91ZM105 195V194H104ZM121 195H123L122 193H120V195H119V197L121 196ZM183 195L181 196V198L183 197ZM252 195V196H251ZM256 195V194H255ZM61 196V195H60ZM73 196V195H72ZM101 196H103V195H101ZM105 196H107V193H106V195ZM111 196V195H110ZM109 196V197H110ZM163 196H167V197H163ZM171 196L169 197V198H171ZM177 196H176V199H177ZM251 196V197H250ZM48 197V196H47ZM52 197V196H51ZM62 197H61V200H62V203H60L59 201H61L60 200V198L58 197V199L59 200H56L55 199V202H53L52 204H54V206H55V203H56V205L59 207V208H56V209H59L60 210V208H62V210H65V211H62V212H60V211H56V210H53L54 209V207L51 205V207H52V209H50V216H53L54 215V213H55V215H57L56 214V212H60V213H58L59 215H57V217H56V219L58 218V216H60V214H61V216H63L62 214H64L65 212H67L66 210H68L69 209V207H70V212L72 213V209H71V207L74 205L73 203H71V202H74V200H76V199H74V200H71V202H67L68 204H70L71 203V205H67V204H65V206H66V208H65V206H63L64 205V203H65V201H63V199H62ZM69 197V196H68ZM87 197H89L90 198V196H87ZM91 197V198H92ZM98 197V196H97ZM108 197V198H109ZM179 197V196H178ZM39 198V197H38ZM42 198H43V196H42ZM44 198H46V197H44ZM74 198V197H73ZM91 198H90V200H91ZM105 198V197H104ZM123 198V197H122ZM175 198V197H174ZM180 198V199H181ZM218 198V197H217ZM216 198V199H217ZM221 198V197H220ZM47 199V200H46ZM45 200L46 201H48V200H51V199H49V197L48 198H46ZM66 199H68V198H66ZM79 198H77V200H78ZM80 199H82V197H80ZM87 199V198H86ZM96 198H94V201L93 200H91L93 203H97V200H95ZM106 199H107V197H106ZM105 199V200H106ZM124 199V198H123ZM123 199H120V200H123ZM126 199V198H125ZM130 199V198H129ZM129 199L127 200V202H129L130 203V201H129ZM138 199V198H137ZM155 199V200H154ZM42 201V199L40 198V199H38V200H36V202L35 203H37L38 201L39 202H41ZM44 199H43V201L41 202L43 205H44V203L46 204V201H45ZM65 200V199H64ZM99 200V199H98ZM109 200H111L110 198L109 199H107L105 202L107 203V201H109ZM206 200H208V199H206ZM52 201V200H51ZM56 201H58L59 202V204L56 202ZM69 201V200H68ZM81 201V200H80ZM79 201V202H80ZM112 201V200H111ZM133 201V200H132ZM134 201H135V199H134ZM139 201V200H138ZM168 201V200H167ZM177 201H178V199H177ZM198 201H199V199H198ZM214 201V200H213ZM217 201V200H216ZM1 202V201H0ZM38 202V203H39ZM76 202V205H77V207L76 208H79L80 210H82L83 209V207L85 208V206L81 203V206L80 207H82V205H83V207H82V209L78 206L79 204H77L78 203V201H75ZM82 202H84V201H82ZM89 203H92V202H90V201H88ZM104 202V203H105ZM122 202V201H121ZM135 202H137V201H135ZM152 202V201H151ZM155 202H157V201H155ZM49 203H50V201H49ZM100 203V202H99ZM110 203V202H109ZM117 203V202H116ZM115 203V204H116ZM143 202H141L140 203V205L142 204ZM158 203V202H157ZM179 203H180V200H179ZM218 203V202H217ZM62 204V207L60 206ZM85 204V203H84ZM102 204V203H101ZM101 204H98V205H101ZM113 204V203H112ZM111 204V205H112ZM118 204V203H117ZM120 204V203H119ZM123 204H125L124 203V201H123ZM139 204V203H138ZM160 204V203H159ZM202 204V203H201ZM216 204V203H215ZM9 205V204H8ZM37 205H39V204H37ZM75 205V206H76ZM91 204H89V205H87V206H90ZM94 206H95V204H93ZM105 205V207L107 208V206H106V204H104ZM104 205H103V207H104ZM143 205V204H142ZM139 206L140 207V209L142 208H144V206H146V205H144V206ZM69 206V207H68ZM92 206V205H91ZM93 206V207H94ZM120 206V205H119ZM198 206H200V204H198ZM29 207V206H28ZM41 207V206H40ZM63 207H64V209H63ZM93 207H89L88 209H93ZM101 207L102 206H99V208H100V210H101ZM102 207V208H103ZM105 207L103 208L104 210H105ZM121 208H122V206H120ZM125 207H127V206H125ZM129 208L127 209V210H129L132 206H128ZM138 207V208H139ZM147 207V206H146ZM158 207V206H157ZM164 207V206H163ZM214 206H212V208H213ZM68 208V209H67ZM74 208V207H73ZM87 208V207H86ZM97 208V207H96ZM114 208H115V206H114ZM121 208H119V210H121ZM124 208V207H123ZM134 208V207H133ZM166 208H168V207H166ZM178 208V207H177ZM207 208V207H206ZM205 208V209H206ZM20 209V208H19ZM43 209H44V207H43ZM75 209V208H74ZM87 209V210H88ZM98 209V208H97ZM108 209V208H107ZM106 209V210H107ZM110 209V208H109ZM113 209V208H112ZM112 209H110V210H112ZM178 209H180V208H178ZM192 209V208H191ZM208 209V208H207ZM206 209V210H207ZM210 209V208H209ZM15 210H17V209H15ZM21 210V209H20ZM39 210V209H38ZM41 210H42V208H41ZM80 210L77 212V210H74V212L77 214V213H79L80 212ZM94 210V209H93ZM110 210H107V212H110ZM117 210L118 209H116V210H112L113 211V213H114V211H116L117 212ZM124 210V211H123ZM122 210V212H125V209H123ZM126 210V212H125V214H128L127 211ZM147 210L149 211V209H148V207H147ZM146 210V211H147ZM151 210V209H150ZM173 210V209H172ZM5 211V210H4ZM84 212H85V210H83ZM96 211V210H95ZM143 211V210H142ZM145 210L143 211V213L144 212H146ZM148 211H147V213H148ZM174 212H175V209L173 210ZM185 211H187V210H185ZM208 211V210H207ZM21 212V211H20ZM43 212V211H42ZM70 212H68V213H70ZM83 212V213H84ZM107 212H102L103 214L105 213V215L104 216H102V218L103 217H105L106 216V213ZM121 212V211H120ZM120 212H117V214L118 213H120ZM182 212V211H181ZM188 212V211H187ZM186 212V213H187ZM19 213V212H18ZM22 213V212H21ZM36 213H37V211H36ZM51 213H52V215H51ZM82 212H80V214H81ZM90 213V212H89ZM143 213H141V214H143ZM176 214L178 213L177 211L175 212ZM185 213V214H186ZM196 213V212H195ZM202 213V212H201ZM204 213V212H203ZM5 214V213H4ZM20 214V213H19ZM66 214V213H65ZM64 214V215H65ZM76 214H73V216H75ZM86 214V213H85ZM84 214V215H85ZM96 214V213H95ZM94 214V215H95ZM98 214V213H97ZM96 214V215H97ZM100 214H101V211H100ZM121 214V213H120ZM162 214V213H161ZM165 214V213H164ZM174 215V216H180L181 214L184 216V214L183 213H180V214H178V215ZM244 214V215H243ZM1 215V214H0ZM31 215V214H30ZM46 215H48V214H46ZM68 215V214H67ZM69 215H71V214H69ZM90 215V214H89ZM93 215V214H92ZM113 215H115V214H113ZM119 215V214H118ZM136 215H137V217L138 218H140V214H137V212H136ZM136 215H135V219H136ZM168 215V214H167ZM172 215V214H171ZM171 215L169 216V217H171ZM198 215V214H197ZM208 215V214H207ZM19 216V215H18ZM21 216V215H20ZM49 216V215H48ZM47 216V217H48ZM50 216L48 217V219L50 218ZM60 216V219L62 220V219H64V216H63V218ZM73 216H71L70 217V219L71 220H69L68 219V216H67V220H65V222H63V221H61V220H59V218L57 219V220H59L61 223H59V224H57L56 223V225H59V227L61 226V225H66L67 224V226H66V228L67 227H70V226H68V223H70L71 221H73L72 220V218H73ZM83 216V215H82ZM98 217H99V214L97 215ZM120 216V215H119ZM123 216V215H122ZM126 216V215H125ZM146 216V215H145ZM147 216H148V214H147ZM23 217H24V215L22 214V219H23ZM43 217H44V220H45V218H46V220H48L47 219V217L45 216V214L43 215ZM65 217H66V215H65ZM76 217H79V215H77ZM84 217V216H83ZM92 218H93V216H91ZM90 217V218H91ZM101 217V216H100ZM107 217L108 216H106V219H107ZM111 217V216H110ZM128 217V216H127ZM188 217V216H187ZM208 217V216H207ZM210 217V216H209ZM215 217V216H214ZM21 218V217H20ZM80 218H81V216H80ZM101 218V219H102ZM117 218V217H116ZM119 218V217H118ZM176 218V217H175ZM199 218V217H198ZM3 219V218H2ZM2 219H1V221L0 222H3L2 221ZM22 219H20V220H22ZM52 219H54V217L52 218ZM74 219V218H73ZM83 220L84 219H88V218H86V217H84V218H82ZM94 219H97L96 217H94ZM105 219V218H104ZM133 219V218H132ZM145 219V218H144ZM158 219V218H157ZM156 219V220H157ZM165 219H166V217H165ZM188 219V218H187ZM202 220L203 219H205V217L203 218H201ZM208 219V218H207ZM215 219V218H214ZM45 220V221H46ZM50 221H51V219H49ZM57 220H55V222L57 221ZM74 220H77V218L76 219H74ZM78 220H79V218H78ZM91 220V219H90ZM98 220V219H97ZM114 220H115V216H114ZM117 220V219H116ZM123 220V219H122ZM121 220V221H122ZM146 220V219H145ZM160 220V219H159ZM189 220V219H188ZM211 220H213V219H211ZM5 221V220H4ZM12 221V220H11ZM22 221H24V220H22ZM21 221V222H22ZM27 221V220H26ZM37 222H38V220H36ZM59 221H57V222H59ZM68 221V222H67ZM70 221V222H69ZM108 221V220H107ZM182 221V220H181ZM180 221V222H181ZM185 221V220H184ZM44 221H42V223H43ZM47 222V221H46ZM49 222V221H48ZM47 222V224H45V222H44V224L45 225H48L49 223ZM53 222H54V220H53ZM53 222H52V225L54 226V224H53ZM54 222V223H55ZM83 222V221H82ZM89 223H90V221H88ZM91 222H92V220H91ZM104 222V221H103ZM115 222H117V221H115ZM138 222V221H137ZM141 222V221H140ZM164 222V221H163ZM168 222H170V219H169V221ZM16 223V222H15ZM14 223V224H15ZM20 223V222H19ZM18 223V224H19ZM41 223V222H40ZM63 223V224H62ZM77 224H78V222H76ZM88 223V224H89ZM114 223V222H113ZM112 223V224H113ZM126 223V222H125ZM134 223V222H133ZM184 223V222H183ZM189 222H186V225L188 224ZM2 224V223H1ZM28 225L30 224V223H27ZM27 224L25 225V226H27ZM39 224V223H38ZM44 224H42V226H44ZM61 224V225H60ZM72 224V226L71 227H75V226H78V228H81V227H79V225L81 226V224H78V225H75L74 223H71ZM74 224V225H73ZM101 224H103V223H101ZM130 224V221H128V224L127 225H129ZM135 224V223H134ZM139 224V223H138ZM137 223H136V225H138ZM141 224H143V222L141 223ZM141 224H139V226L141 225ZM144 224H146L145 222H144ZM148 224V223H147ZM150 224H152V223H150ZM150 224H148V225H150ZM154 224V223H153ZM181 224V223H180ZM207 224V225H206ZM23 224H20V226H22ZM104 227H105V229H106V223L104 222ZM103 225H102V227H103ZM122 225V224H121ZM131 225V224H130ZM133 225V224H132ZM204 225V224H203ZM12 226V225H11ZM15 226V225H14ZM13 226V228H11L10 226H8L9 227V229H7V231H9L10 230V233L11 234H13V235H11V234H9L10 236H12V237H15V235L16 236H18V234H15V233H12L11 232V229H12V231H14L15 229H18V228H15ZM17 227L19 226V225H16ZM19 226V234H20V227ZM41 226V225H40ZM150 226H152V225H150ZM183 226H184V224H183ZM39 227V226H38ZM37 227V228H38ZM48 227H49V225H48ZM47 227V228H48ZM54 227H56V226H54ZM54 227H52V229L54 228ZM91 227H94L93 225H91ZM97 227V226H96ZM103 227V228H104ZM107 227H109V226H107ZM118 227H120L119 225H118ZM129 228H130V226H128ZM135 227V226H134ZM145 227H148V226H141V228H140V230H144L145 229V232H146V228ZM153 227V226H152ZM155 227V226H154ZM189 227V226H188ZM187 227V228H188ZM11 228V229H10ZM15 228V229H14ZM40 229L42 228V227H39ZM65 228V226H63V229H61V228H55V229H59V230H63L64 231V229H66ZM77 228V227H76ZM83 228V227H82ZM82 228H81V230H82ZM90 228V227H89ZM95 228V227H94ZM113 228H115L114 226H113ZM126 228H127V226H126ZM149 228V227H148ZM161 228V227H160ZM14 229V230H13ZM46 230L47 231V229L46 228H42V230ZM52 229H50L51 230V232H52ZM55 229H54V231H53V233H55L56 231H55ZM68 229V228H67ZM104 229V230H105ZM179 229V228H178ZM182 229V228H181ZM191 229V228H190ZM196 229V228H195ZM44 230V231H45ZM59 230L57 231V232H59ZM69 230V229H68ZM67 230V232L69 233V231ZM91 230V229H90ZM93 230V229H92ZM100 230V229H99ZM107 230V229H106ZM117 230H119V229H117ZM121 230V229H120ZM119 230V231H120ZM125 230V229H124ZM123 230V231H124ZM148 230V229H147ZM149 230H150V228H149ZM62 231V232H63ZM72 231V230H71ZM71 231H70V234H71ZM97 231H98V229H97ZM128 231V230H127ZM127 231H125L126 233H127ZM153 231V230H152ZM0 232H1V230H0ZM6 232V231H5ZM22 232V231H21ZM38 231H36V235L37 236H39L40 237V235L42 234L41 232L42 231H39V233H41V234H39V233H37ZM49 232V231H48ZM61 232V233H62ZM67 232H65V234L67 233ZM77 232V231H76ZM83 232H84V229H83ZM86 232H87V230H86ZM92 232V231H91ZM106 232H108V231H106ZM16 233H18V231L16 232ZM47 233V232H46ZM50 233V232H49ZM52 233V234H53ZM79 233V232H78ZM85 233V232H84ZM93 234H96V232H92ZM111 233H112V231H111ZM122 233V232H121ZM124 233V232H123ZM148 233H149V231H148ZM160 233V232H159ZM1 234V233H0ZM15 234V235H14ZM39 234V235H38ZM63 234V233H62ZM75 234V236H76V234L77 233H74ZM81 235H82V233H80ZM80 234L78 235V236H76V237H74V236H72V237H70V239L71 238H73V240L74 239H76V241H77V239H78V237L80 236ZM92 234V235H93ZM103 234V233H102ZM144 234V233H143ZM155 234H157V232L155 233ZM24 235V234H23ZM25 235H27V234H25ZM46 235V234H45ZM47 235H48V233H47ZM46 235V236H47ZM54 235V234H53ZM61 235V234H60ZM60 235L58 236V238L60 237ZM64 235V234H63ZM85 235H87V233L85 234ZM84 235V236H85ZM110 235H113V233L112 234H110ZM121 235V234H120ZM146 235H148V234H146ZM151 235H153V233L151 234ZM6 236V237H5ZM20 236H21V234H20ZM28 236V235H27ZM32 236V235H31ZM30 236V238H31V240L30 241H32V239L35 241V240H37V236H35V234H34V236L33 237H31ZM41 236H43V235H41ZM46 236H44V237H46ZM83 236V235H82ZM81 236V237H82ZM89 236H90V234H89ZM96 236V235H95ZM105 236V235H104ZM138 236V235H137ZM141 236V235H140ZM148 236H150V233H149V235ZM1 237H3L2 239H4V237L5 238H7L8 239V237H7V235H2V236H0V239H1ZM19 237V236H18ZM35 237V238H34ZM67 237H68V235H67ZM66 236H65V240L67 241V240H69V239H66L67 238ZM86 237V236H85ZM84 237V238H85ZM90 237H92L93 239H96L97 237H93V236H90ZM106 237L108 238L109 236H107L106 235ZM115 237H118V236H115ZM121 237V236H120ZM145 237V236H144ZM144 237H142V238H144ZM147 237V236H146ZM158 237V236H157ZM164 237V236H163ZM25 238H27V237H25ZM25 238H24V240H25ZM29 238V239H30ZM41 238V237H40ZM48 238H49V236H48ZM92 238H91V245H93V243H94V240H93V242H92ZM124 238V237H123ZM126 238V237H125ZM153 238H154V236H153ZM166 239H167V237H165ZM171 237H169V239H170ZM46 239H47V237H46ZM45 239V240H46ZM90 239V238H89ZM127 239V238H126ZM141 239V238H140ZM148 239V241L147 242H149L150 243V237L149 238H147ZM22 241H23V239H21ZM28 240V239H27ZM44 240V241H45ZM48 240V239H47ZM51 240H53V243H55L54 242V240H56V238L54 237V239H51ZM72 240V241H73ZM82 240V239H81ZM98 240V239H97ZM96 240V241H97ZM112 240V239H111ZM115 240V239H114ZM120 240V239H119ZM133 240H135L134 238H133ZM142 241H144L143 239H141ZM140 240V241H141ZM150 240V241H149ZM158 240V239H157ZM162 240H164V239H162ZM172 240V238H171V240L170 241H173ZM0 241H2V240H0ZM26 241V240H25ZM33 241V243H28L29 244V247L31 246V244H33L34 245V243L36 242H34ZM43 240L42 241H40L41 243L42 242H44ZM50 241V240H49ZM49 241H48V243H49ZM61 241H64L63 239L61 240ZM65 241V242H66ZM71 241V240H70ZM70 241H68V244H67V246L66 247H68V248H71V247H69V246H71L70 244H69V242ZM83 242L82 243H84V245L86 246V245H88V244H86L85 242H84V240H82ZM95 241V245H96V242ZM140 241H139V243H140ZM158 241H160V240H158ZM169 241V240H168ZM169 241V242H170ZM29 242V241H28ZM64 242V243H65ZM124 242H126V241H124ZM130 242V241H129ZM129 242H127V243H129ZM161 242V241H160ZM2 243V242H1ZM0 243V244H1ZM21 243H23V242H21ZM26 243V242H25ZM36 243H38L39 244V242L37 241ZM45 243H47V242H45ZM51 243V242H50ZM53 243L51 244L52 246L51 247H54L55 246V244H54V246H53ZM64 243H61L63 246L65 245ZM71 243V242H70ZM79 243V242H78ZM116 243V242H115ZM130 243H132V242H130ZM134 243H135V241H134ZM138 243V242H137ZM142 243V242H141ZM143 243H145V242H143ZM144 244V246H142V247H144L143 249H141V251L143 252V250L144 249H147V248H145V245H147V247L148 246H151L150 244H152L153 243V241H151V243L150 244ZM163 243H165V242H163ZM6 244V243H5ZM9 246L11 245L9 242L7 243ZM20 244V243H19ZM38 244H36L37 246H38ZM73 244V243H72ZM76 244V243H75ZM98 244V243H97ZM126 244V243H125ZM125 244L123 243V245L125 246ZM162 244V243H161ZM4 245V244H3ZM23 245V244H22ZM45 245V244H44ZM49 245V244H48ZM57 245H60L59 243L57 244ZM61 245V246H62ZM74 245V244H73ZM83 244H79L78 246H82ZM90 244H89V247L91 246ZM95 245H93V247H91V248H94V246ZM103 245V244H102ZM123 245H121V246H123ZM134 245V244H133ZM153 245V244H152ZM160 245V244H159ZM2 246V245H1ZM6 246V245H5ZM13 246V245H12ZM41 246H43L42 244H41ZM41 246L40 247H35V248H38V250L41 248ZM77 246V247H78ZM114 246H115V244H114ZM123 246V247H124ZM128 246V245H127ZM131 246V245H130ZM130 246H128V247H130ZM135 246V245H134ZM138 246V249H140L139 247H140V245H137ZM170 246V245H169ZM168 246V247H169ZM3 247V246H2ZM2 247H0V248H2ZM33 247V246H32ZM44 247H46V245L44 246ZM56 247H58V246H56ZM60 247V246H59ZM152 247V246H151ZM16 248H18V247H16ZM62 248V247H61ZM84 248V247H83ZM82 248V249H83ZM86 248V247H85ZM84 248V249H85ZM95 248L97 249V247L95 246ZM127 248V247H126ZM132 248V247H131ZM21 249V248H20ZM32 249V248H31ZM43 250H45L44 248H42ZM42 249H40V250H42ZM46 249H48L49 250V248L47 247ZM55 249V248H54ZM62 249H64V247L62 248ZM71 249H73V248H71ZM87 249H89L88 247H87ZM114 249V248H113ZM125 249V248H124ZM129 250H130V248H128ZM149 249H150V247H149ZM154 249H155V247H154ZM77 250V249H76ZM119 250V249H118ZM2 251V250H1ZM23 251V250H22ZM31 251H34L33 249L31 250ZM47 251V250H46ZM50 251H52V249L50 250ZM58 251V250H57ZM56 251V252H57ZM72 251H74V249L72 250ZM80 251H82V250H80V248H79V251H78V253L80 254ZM97 251V250H96ZM125 251V250H124ZM140 251V250H139ZM140 251V252H141ZM148 251V250H147ZM153 251H151V252H153ZM77 252V251H76ZM94 252H95V249H94ZM126 252H127V249H126ZM130 252V251H129ZM131 252H133L132 250H131ZM130 252V253H131ZM134 252H138V250L137 251H134ZM162 252H164V254L162 253ZM16 253V252H15ZM24 253V252H23ZM23 253H20V254H23ZM35 253H36V249H35ZM53 253H54V251H53ZM87 253H90V252H87ZM93 253V252H92ZM139 253V252H138ZM145 253V252H144ZM147 253V252H146ZM145 253V254H146ZM147 253V254H148ZM26 254V253H25ZM37 254V253H36ZM91 254V253H90ZM90 254H87L86 256H88V258H89V255ZM129 253H127V255H128ZM132 254V253H131ZM140 254V253H139ZM143 254V253H142ZM141 254V255H142ZM198 254V253H197ZM3 255V254H2ZM48 256H50V254H47ZM63 255V254H62ZM68 255H69V253H68ZM75 255H77V254H75ZM84 255L85 254H83V258H85L84 257ZM91 255H93V254H91ZM124 255H126V254H123L122 256L124 257ZM127 255H126V257H127ZM141 255H139L138 256V260L141 258L142 260H143V258H142V256ZM191 255V256H190ZM45 256H46V254H45ZM52 256V255H51ZM50 256V257H51ZM53 256H54V254H53ZM66 256H67V254H64V257L66 258ZM71 257L73 256V255H70ZM103 256V255H102ZM105 256V255H104ZM121 256V257H122ZM130 256H132L133 257V255H130ZM129 256V257H130ZM199 256V255H198ZM22 257V256H21ZM26 257V256H25ZM36 257H37V255H36ZM60 256H58V258H59ZM126 257H124L125 258V260H126ZM132 257H131V261H132ZM196 257V256H195ZM23 258V257H22ZM55 258V257H54ZM58 258H57V261L56 262H58V261H60V260H58ZM61 258V257H60ZM59 258V259H60ZM75 258V257H74ZM73 258V259H74ZM94 258H96L95 256H94ZM56 259V258H55ZM69 259V256H68V258L66 259V261H64L63 260V258H62V261H64L65 263L67 262V261H71V260H68ZM72 259V260H73ZM81 259V258H80ZM86 259V258H85ZM113 259V258H112ZM111 259V260H112ZM121 260H122V258H120ZM128 259V258H127ZM133 259H134V257H133ZM135 259H137L136 257H135ZM134 259V261H136ZM140 259V261H141V264H142V260ZM93 260H95V259H93L92 258V261ZM107 260V259H106ZM124 260V259H123ZM154 260V261H153ZM40 261H42V260H40ZM54 261V262H55ZM62 261H60V262H62ZM74 261V260H73ZM89 261H91V258L89 259ZM88 261V262H89ZM92 261H91V263H92ZM108 261H110V260H108ZM139 261V262H140ZM143 261V263H145ZM12 262V261H11ZM60 262H58V263H60ZM120 262V261H119ZM123 262H125V261H123ZM123 262H121V264H123ZM129 262V261H128ZM127 261H126V263L125 264H127L128 263ZM138 262V261H137ZM137 262H134V263H137ZM38 263H40L39 262V258H38ZM45 262H43L42 261V263L41 264H44ZM48 263V262H47ZM58 263H56V264H58ZM64 263V264H65ZM104 263V262H103ZM130 263V262H129ZM128 263V264H129ZM133 262H131V264H132ZM37 264V263H36ZM61 264V263H60ZM68 264V263H67ZM72 264H73V262H72ZM82 264H84V263H82ZM89 264V263H88ZM137 264H140V263H137ZM187 264H189V263H187ZM194 264V263H193ZM196 264V263H195Z\"/></svg>","mask_w":264,"mask_h":264}]
</instances>
